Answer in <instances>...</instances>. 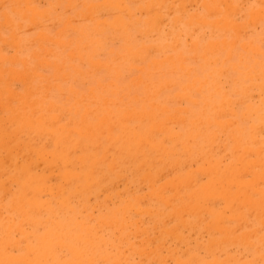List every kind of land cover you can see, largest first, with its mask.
<instances>
[{
    "label": "rangeland",
    "instance_id": "rangeland-1",
    "mask_svg": "<svg viewBox=\"0 0 264 264\" xmlns=\"http://www.w3.org/2000/svg\"><path fill=\"white\" fill-rule=\"evenodd\" d=\"M0 1L3 2V3H0V23L3 22L5 24L4 21H6V22L8 21L7 22L8 25H11V26H8L6 23L7 27H5V25L0 24V36H2V37H0L1 38L0 39V47L2 46V43L4 45L3 48L2 47L0 48V51H1L0 55L1 54L4 55V56L3 55L0 56V62L4 60L2 63H0V68L2 69V70L0 69L1 70L0 74L3 73L0 75L1 76L0 79H2V80H0V83H1L0 85L3 86L6 82L4 80H6L9 77H12L10 79H7V85L8 86L10 85L9 87L11 89L8 86H5L6 84L2 87L3 89L0 86V91H1L0 92V100H2V101H0V106H1L0 107V115L3 117V119H6L11 115V113H13L14 111H17V109L19 108L18 106L21 105L19 102V100L22 99V97H23L21 95L27 94L24 91H26V92L29 91L30 90L29 88H31V90H32V91H30L31 93L30 92L28 93V94H31L30 98L41 101V102L37 101L39 106H38V108H34V111H31V113L27 112V110L30 111L29 108H26V110L25 109L23 110V114H21V118H20V120H18V122L21 124V129H22L21 131H18L17 133H15L16 124H14V125L12 124L11 126H9L10 124H8L6 126L8 128L3 127L4 132L0 127V145H1L0 146V151H1L0 152V174L1 173L3 174V175L2 174L0 175L1 176L0 179L7 182V183H5V182L2 183V181L0 180L1 181L0 187L2 186L0 188V196H1V198H0V211H1L0 212V230L2 229L0 231V244L3 240L2 246H0V250L3 253H0V257L2 256L4 258V259H2V257H1L0 262H3V260H4V261H6L5 264H9L10 261L8 262V260L9 259L14 260L13 258L16 256L17 258H20V259H17L15 257V259L19 262V264H22L24 261L28 262V263L24 262L23 264H31L34 262V259H36L38 256H43V252L42 253L38 252L40 250L38 248H40L41 245L50 241L52 244L51 248L46 247V246L49 247L50 242H49V244L43 245L44 249L46 251L45 253L47 254L46 258H47L48 264H71L70 262H73V260L76 259L75 257L78 258V255H80L81 253L83 254V255L81 254L79 257L81 262L78 261L79 259H77L73 262V264H157V263L158 264H216L218 262H219V264H244V263L245 264H250V263L251 264H264V245H263L264 244V213H263L264 208H262V207H264V203H263L264 201H262L264 198V192H263L264 191V181H263L264 176L262 178V175H264V173H262V172H264V169H262V168H264V166H263V164H264V140H263L264 139V127L262 128V125H264V95H263L264 94V85H263L264 84L263 83L264 82V39H262V38H264V17H263L264 16V13H263L264 12V1L263 0H262L263 2L261 0H257V2H256V0H219L218 5H217V0L216 1L215 0H196V1H194V0H188V1H186V0H147V1L146 0H134V1L133 0H120V2L118 0L117 1L116 0H111V1H109V0H105V1L104 0H73V1L72 0H41V1H39V0H19V1L15 0V1H18V3L17 2L15 3L14 0H12V1L11 0H0ZM26 1H28V2H26ZM122 1H123V3H122ZM145 1H146V3H145ZM193 1H194V4H193ZM204 1H208V2H204ZM25 3H29V4L27 5ZM151 3H152V5H151ZM153 3L155 4L154 6H153ZM170 3H173V5ZM190 3H191V5H190ZM213 3H215V4H213ZM72 4H73V6H71ZM90 4H93L94 6L92 5L93 6L92 7ZM98 4H100V8H102V9L99 8ZM209 4L210 5L213 4V5L209 6ZM227 4L228 5L231 4V6L230 5L227 6ZM68 5H70V6H68ZM89 5H90V7H89ZM108 5H110V7ZM170 5H172V6H170ZM179 5L182 7H180ZM187 5H188V7H186ZM234 5H236V6H234ZM22 6H24V8ZM112 6H114V8ZM136 6H138V10H137ZM111 7L113 8V10ZM120 7H121V9H120ZM224 7H225V9H224ZM233 7L234 8L236 7L238 10H236V8L233 9ZM22 8L24 10L25 9L26 10L23 12ZM47 8L49 11L45 10ZM88 8H90V10ZM93 8L96 9V10L94 9L95 10L94 13L92 12ZM107 8H109V9H107ZM154 8H156V9H154ZM167 8H168V10H167ZM230 8H232V11ZM259 8L262 9L263 11L260 10ZM20 9L22 11H20ZM143 9L146 12H148L147 9H150L149 13L144 12ZM214 9L216 10L215 12L219 11V9H220V12H217L216 14L214 11L209 12V11L214 10ZM40 10H42V12ZM122 10H123V12H122ZM169 10H170V12H169ZM1 11H2V13H1ZM118 11H119V14L117 13ZM167 11H168V13H167ZM18 12L21 13V16ZM43 12L45 13L47 18L44 17L45 15L43 14ZM87 12H91V13H88V15H87ZM227 12L229 14H227ZM253 12H254V14H253ZM4 13L7 14L6 15L7 19L9 18L8 20H6V18L4 19V17H5ZM22 13H25L26 15H24ZM41 13L43 16L41 15ZM80 13L83 15H81ZM113 13H115V14H113ZM27 14H28V16H27ZM91 14H92V16H91ZM222 14H225L226 16L224 15L222 17ZM32 15L34 17V20H32L33 19ZM112 15H113V17H112ZM173 15H174V17H173ZM179 15H181V17ZM23 16H24V18H22ZM68 16L70 17L69 19L67 18ZM88 16H90V17H88ZM146 16H147V18H145ZM178 16L180 19L178 18ZM260 16H261V18H260ZM29 17H30V20H29ZM80 17H82V18L80 19ZM72 18H74L75 20H73ZM148 18H149V20H148ZM172 18L174 19V21ZM218 18H220V19H218ZM104 19H105V21H103ZM161 19H162V21H166V22L160 21ZM213 19H214V21H213ZM228 19L231 21L232 25L236 24L239 26H237V27L233 26L232 27V25L230 24V21ZM36 20H38V21H36ZM64 20L65 21L68 20L67 21L68 25ZM128 20L133 21V22L130 21L131 25H129ZM189 20H190V22H189ZM217 20H219V21H217ZM226 20L229 21L228 23H229V25H231V27L226 23ZM232 20H234L235 22ZM144 21L146 24L144 23ZM146 21H148V22H146ZM191 21H193L194 24ZM206 21H208V22H206ZM221 21H222L223 27L219 26ZM242 21H244V22H242ZM31 22L34 25H32ZM50 22H52V23H50ZM69 22H70V24H69ZM103 22H104V24H103ZM106 22L108 23L109 26L107 24H105ZM119 22H120V24H119ZM156 22H158V23H156ZM198 22L199 23L203 22V23L199 24ZM251 22H254V23H251ZM17 23H20V25ZM98 23H100V24H98ZM215 23L219 27L217 25H215ZM241 23H244L243 27H242ZM28 24H29L30 28L27 27ZM38 24H41V25H38ZM126 24L129 26H127ZM66 25L68 27L69 26L70 27L67 28ZM103 25H104V27H103ZM124 25H126V26H124ZM148 25L151 27H148ZM153 25H154V27H157L158 25L159 26L157 27V29H155L153 27ZM212 25H213V27H212ZM193 26L195 27V30H194ZM71 27H72V29H71ZM91 27H92V29H91ZM117 27H119L120 29ZM136 27H137V29H136ZM239 27L245 28V30L242 31L243 29H241ZM101 28H103V30H101ZM115 28H116V30H115ZM125 28H126L127 33L129 35H127ZM138 28H140L139 31H138ZM143 28L145 29V31ZM60 29H61L62 33L58 34L59 33L58 30L60 31ZM63 30L65 31V34H64ZM140 30H141V32H140ZM148 31H149V33H148ZM236 31H238L239 33ZM15 32H16V34H15ZM11 36H13V37L15 36V37L12 39ZM122 36H124V37H122ZM35 37L38 39H35ZM50 37H51V39L49 40L48 38H50ZM259 37H262V38L260 39ZM4 38L7 39V41L6 40L2 41V39H4ZM53 38H54V41H53ZM92 38L95 41L97 40L98 42L97 41L94 42V40ZM106 38L107 39L110 38V39L105 40ZM172 38H174V39H172ZM222 39H223L224 44L221 42ZM13 40L16 41V44L12 43ZM37 40L39 41L40 44L38 43ZM43 40H44V42H43ZM111 40H113V41H111ZM173 40L174 41L177 40V42H174ZM210 40H211V42H209ZM230 40H232V41H230ZM9 41H11L10 44H9ZM62 41L64 43H62ZM68 41H70V42H68ZM6 42H7V44H6ZM99 42L102 46H100V44H99V46L95 47V45H97ZM207 42H208V44H206ZM231 42L232 43L235 42V43L232 44ZM59 43L61 44V46ZM249 43H251V44H249ZM12 44L17 45L19 49H17L16 48L17 46H15V45H14L15 47L12 46ZM75 44H77V45H75ZM147 44L148 45L152 44L151 46L154 45L156 47L153 48V51H150V49L152 50V47L151 46L147 47L148 46ZM187 44H190V46L189 45L187 46ZM194 44H196V46H194V48L196 47L195 49L192 48ZM247 44L249 45V47ZM163 45H166V46H163ZM175 45H177V46L175 47ZM222 45H224V47H222ZM242 45L244 46V48L242 47ZM76 46H77V48H76ZM122 46H124V47L122 48ZM136 46H137V48H136ZM142 46H143V48H142ZM127 47H129V48H127ZM157 47H159L158 50H157ZM205 47H206V49L203 50ZM207 47H209V48H207ZM254 47H256V48H254ZM170 48H172V49H170ZM253 48H254V52L252 51ZM125 49L128 51H126ZM209 49H213V50L209 51ZM214 49L216 51H214ZM256 49L259 52H257ZM48 50L51 53L48 52ZM73 50H74V52H73ZM77 50H79V51H77ZM124 50H125V52H124ZM142 50H144V51H142ZM206 50H208L209 52H207ZM43 51H45L46 54L43 53ZM69 51H71V52H69ZM255 51H256V53H255ZM126 52L128 53V55L130 54V57L128 55H125V54H127ZM139 52H141L140 55H139ZM10 53H12V54H10ZM32 53H34L35 55ZM67 53L69 55H67ZM80 53H82V54H80ZM9 54L12 55L10 58L13 60H11L9 58V56H10ZM14 54H16V55H14ZM30 54H32L33 56ZM88 54H90V55H88ZM119 54L121 55V57ZM37 55H38V57L36 59ZM73 55H75V57ZM142 55H143V57H142ZM177 55H179V56H177ZM192 55L193 56L195 55V58L192 57ZM14 56H17L18 58L15 57L16 58L15 59ZM71 56H73V58H71ZM87 56H90V57H87ZM124 56H126L127 58ZM133 56H135L136 58L134 59ZM181 56L185 60H182ZM32 57H34V58H32ZM139 57L141 59L145 57V59L140 60ZM163 57H166V58H163ZM24 58H25V60H24ZM128 58H130V60H128ZM137 58H139V60ZM176 58H178L179 60ZM180 58L182 61L180 60ZM80 59H82V60H80ZM254 59H255V61H254ZM9 60H11L10 62H12V63H10ZM16 60H18V61H16ZM151 60H152V62H151ZM171 60L173 62H171ZM213 60H215V61H213ZM14 61H16V62H14ZM42 61H44V62H42ZM155 61H157V62H155ZM160 61H162V62H160ZM210 61H212V63H210ZM34 62H37L36 65H38L37 67L35 66L36 71L34 69H31L32 67H34ZM103 62H104V64H103ZM105 62H107V63H105ZM42 63H44V64L46 63V64L44 65ZM55 63L57 65L59 64L61 70H59V68H58L59 66H57V65L55 66ZM158 63H159V65H158ZM233 63H234V65H232ZM52 64H54V65H52ZM92 64L95 66H93ZM180 65H182L181 67H183V68H181ZM53 66H55V67H53ZM105 66H107V67H105ZM154 66L156 68H154ZM218 66H219V68H218ZM25 68H26V71H25ZM220 68H222L223 70ZM13 69L16 70V74L13 73L14 72ZM75 69H77V71ZM224 69H226V70H224ZM17 70H19L20 73H18ZM219 70H220V72H219ZM256 70H258V72H256ZM23 71L25 73L30 72L29 75L27 74L28 75L27 76V83L25 82V84L23 82V81H26L25 79L23 80L21 78H18V76H20V75H26ZM186 71H187V73H186ZM247 71H249V72H247ZM21 72H23V74H21ZM31 72H34V73H31ZM54 72L56 73L55 75H54ZM58 72H61L62 74L58 73ZM222 72H225V73L223 74ZM60 74H61V76H59ZM258 74L259 75L262 74L263 76L262 75L258 76ZM6 75H8V76L6 77ZM30 75H37V76H33V78H32V77H29ZM38 75H41V76H38ZM15 76H17V77L14 78ZM53 76H55V77H53ZM256 76H258V78ZM64 77H67V78H64ZM135 78H136V80H135ZM138 78L141 81H138L137 80ZM28 79L30 82L28 81ZM10 80L13 81L12 84H8V82L11 83ZM131 81H132V83H131ZM134 81L135 82L137 81V83L135 84ZM250 81L253 83V86H252V83H250ZM158 82H160V83H158ZM163 82H165V83L169 82L168 83L169 85L170 84H174V85L169 86L168 84H166L167 85V87H166V85H163ZM204 82H206V83H204ZM215 82H216V84H215ZM185 83H187L189 85L187 86V84H185ZM44 84H47V85L45 86ZM184 84H185V86H184ZM247 84H249V85L251 84L250 87H247L248 86ZM256 84H257V86H256ZM260 84L263 86H261ZM26 85H27V88L25 90L24 88L26 87ZM48 85H50L51 87H48ZM223 85L224 86L226 85V86L224 87ZM43 86L47 87L48 90H46V88H44ZM161 86L162 87L164 86V88H162ZM198 86H199V90H198ZM12 87H15V88H13V90H12ZM144 87H146V88H144ZM187 87L190 88V90ZM214 87H216L218 89L215 91ZM260 87H262V89ZM158 88L159 89L162 88V89L158 90ZM245 88H246V90H244ZM9 89L12 91L10 92ZM69 89H71V90H69ZM34 90L37 93H35ZM45 90L47 91V93ZM146 90H148V91H146ZM154 90L155 91L158 90V91L155 92ZM15 91L21 97V98L19 97L20 99L17 98L18 95L16 94ZM222 91H224V92H222ZM241 91L243 93H241ZM245 91L248 93H251V95L249 94L247 96ZM12 92H13V95H11ZM144 92H145V94H144ZM176 92H177V94H176ZM186 92H189V93H186ZM60 93H63V94H60ZM82 93H84V94H82ZM92 93H94V94H92ZM150 93L153 94V97L149 96ZM210 93H211V95H210ZM223 93L225 94L224 96H222ZM5 94H7V96ZM44 94L45 95L47 94V96H45ZM89 94H90V96L93 95L94 98L93 97L88 98L87 96ZM154 94H156V95H154ZM1 95L3 97H1ZM81 95H83V96H81ZM136 95L138 98H136ZM143 95H146L145 98H147V99H145ZM180 95L183 96L182 100H178L179 99L178 96H180ZM12 96H16V97L13 98ZM141 96H142V98L145 99V101H144V99L140 98ZM7 97L10 100H8ZM41 97L43 100H41ZM177 97H178V99H177ZM186 97H188V98H186ZM102 98L103 99L106 98L108 101H106L104 99L105 100V103H104V102H102V101H104ZM171 98H173V100ZM180 98H182V97H180ZM227 98H228V100L233 99L232 101H230V104L228 103V105H227V102H228ZM6 99L8 101H7V103H4L6 101ZM75 99H77L79 102L78 103L75 102L76 101ZM175 99H177V100H175ZM244 99H246V100H244ZM48 100H50V101H48ZM148 100L149 101L151 100V101L149 102ZM192 100H193V104H192ZM219 100H220V102H219ZM223 100H224L225 104H224ZM236 100H242V102L241 101L236 102ZM87 101H89V102H87ZM113 101H116V102H113ZM178 101H179V103H178ZM190 101H191V103H190ZM9 103H10L9 106H11V105L13 106L12 109H10L11 107L7 106ZM48 103L52 104L54 107L52 105L47 106V105H49ZM96 103H98L99 109L97 108ZM107 103H109V104H107ZM110 103H112V104H110ZM152 103H155V104H152ZM157 103H158V105H157ZM214 103L216 104V106L217 105L218 106L214 107V105H215ZM248 103L251 105H249ZM74 104H75V107H74ZM247 104L249 106H247ZM15 105L17 107H15ZM57 105H59V106L56 108ZM68 105H70L69 108L67 107ZM156 105L158 108H156ZM230 105L233 107H231ZM63 106H65V107H63ZM131 106H133V107H131ZM154 106H155V108H153ZM160 106H162V107H160ZM2 107H4V111H3ZM7 107H9V109ZM89 107H91L92 109H89ZM93 107L97 109V110L95 109L97 112L94 111L95 112L94 115L93 114H87V112L93 113V112H91L92 110H94ZM104 107H106V108H104ZM142 107H144V109ZM176 107H179L182 111L179 109H176ZM212 107H214L216 110ZM230 107H231V109L232 108L233 109L231 110L232 112H230V114H229ZM59 108H60V110H59ZM100 108H102V109L100 110ZM109 108H110V110H109ZM160 108H161V110H160ZM182 108L184 110L185 109L186 110L184 111ZM252 108L253 109L255 108V109L253 110ZM13 109H14V111H12ZM62 109H63V112H62ZM119 109H121V114H120V112H118ZM157 109H159V110H157ZM221 109H223V110L221 111ZM36 110L39 112L37 113ZM102 110H104V111H102ZM139 110L143 113L139 112ZM148 110H150V111H148ZM163 110H166V111H163ZM41 111L44 112V115H43V112H41ZM100 111H101V114H100ZM151 111L153 114L155 113V115H153L151 113ZM153 111H155V112H153ZM202 111H203V113H202ZM213 111L215 112L214 114H213ZM218 111H220V112H218ZM244 111H247V112L243 113ZM250 111L251 112L253 111V112L251 113ZM24 112H26V113H24ZM58 112H60V113L62 112V113L60 114ZM115 112L117 113L118 116L115 115L116 117L114 118V116H113L114 114H112V113H115ZM146 112H148L149 115L146 114ZM161 112H163V113H161ZM223 112H226V114ZM45 113H47V114H45ZM131 113L134 115L133 117H130ZM178 113L182 114V115H179ZM221 113L223 114V116L219 117V114L221 115ZM58 114H59V116H58ZM104 114H105V116H104ZM145 114H146V117H145ZM150 114H152V115H150ZM164 114H167L168 117ZM172 114H174L175 116ZM190 114H191V116H190ZM7 115H9V116H7ZM61 115H62V117H61ZM138 115L141 116V119H139L140 117L138 118ZM142 115L144 116L143 118H142ZM169 115H171V116L169 117ZM213 115H215V116H213ZM257 115H258V117H257ZM261 115H262V117H261ZM1 116H0V118H1ZM24 116H28V119H29V117H32V116L34 117V119H39V120L41 119L44 121V123H46V126H43V128L39 129V133H37L36 136H35V134H28L29 131H27V130L24 131V129H28V128H26L27 118ZM172 116H174L173 117L174 120L171 119ZM180 116L182 117L183 120L180 118ZM95 117H96V119H95ZM124 117H126V118H124ZM147 117H148V119H150V121L147 119ZM164 117H165V119L170 118V120L166 121L164 119V121H163ZM198 117H199V119H198ZM215 117H217L218 121L215 120L216 119ZM127 118H128V121L126 120ZM160 118H162L161 121H158ZM226 118H230V119L226 120ZM78 119H79V121H78ZM123 119H125V120H123ZM192 119H195V120L192 121ZM206 119L209 121H207ZM76 120L78 121L77 122L78 124L75 122ZM178 120H181V121H178ZM229 120H230V122H232L231 125H230ZM235 120H236V122H235ZM57 121H59V122H57ZM200 121L201 122L203 121V122L200 123ZM226 121H227V123L229 122L228 123L229 125L226 123ZM102 122H103V124H102ZM118 122H119V124H118L119 126H117ZM219 122L223 123V124H220ZM233 122H235V123H233ZM250 123H252V124H250ZM260 123H262V124H260ZM81 124H82V126H81ZM111 124L112 125L116 124V126L113 127ZM157 124H159V125H157ZM165 124H166V126H165ZM253 124H255V126L258 124L257 129H255V126ZM101 125H103V126L106 125V126H104L105 129H103L104 127L99 128ZM120 125H122L124 127H127V125H128L130 130H127V132H126L125 129H127V128H123L122 126H121V128H119ZM154 125H155V127H154ZM250 125L253 127H251ZM85 126H88L89 128L91 127L90 131L94 133V136L91 135V133L89 131L86 132L85 131L86 129L85 130L83 129ZM167 128H168V130H167ZM252 128L257 130L258 132L257 133L254 132L252 134V131H251ZM72 129L74 131V134L72 132H71L72 134L69 133L70 131H72ZM110 129H112V130H110ZM131 129H133V130L135 129L134 130L135 132ZM162 129H165V131ZM220 129H222L224 132H222V130H220ZM101 130H103L104 132H101ZM124 130H125V133H128V134H130V132H131L132 138H136L134 148H133L134 142L131 143L129 145V149H127L125 146L121 145L120 141H117L113 138H112V140L110 138H107V137H110L113 135L112 137L118 139V137H120L122 134H124V132H123ZM149 130L153 131L151 133L153 135H151V134L147 135L149 132H151ZM255 130H253V131H255ZM8 131H10V132H8ZM54 131H57L59 133L61 132L62 135H65V134L70 135L71 136L70 142L72 141L71 143L68 142V143H70V145H68L66 142L65 145H63V146L58 145V148H56L57 146L53 141V132ZM121 131H122V134H120ZM128 131H130V132H128ZM111 132H112V134H111ZM176 132H178L180 135H176V134H178ZM12 133L14 136L11 135ZM25 133L27 134V136ZM77 133H79V134H77ZM167 133H168V135H165ZM187 133L191 134L192 136L186 135ZM214 133H216V135ZM20 134H23V135H20ZM43 134L44 135L46 134V135L44 136ZM142 134H144V135H142ZM8 135H10L8 137L11 140V142L9 141L10 143L7 140ZM32 135H34V136H32ZM47 135H50V136H47ZM97 135L99 136V138ZM103 135H106L107 137L103 136ZM172 135H176V136H172ZM15 136H16V138H14ZM41 136H43L44 138L43 137L41 138ZM83 136H88L89 138L85 137V139L87 138L85 140ZM147 136H150V138L149 137L147 138ZM151 136H153V137H151ZM166 136H168L169 138ZM80 137H83V138H80ZM203 137L205 138V140L203 139ZM210 137L212 139H209ZM219 137H221V138H219ZM234 137H237L240 140H238ZM48 138H50V139H48ZM74 138H76V139H74ZM106 138H107V141L105 140ZM87 140H88V142H87ZM103 140H104V142H103ZM114 140L119 142V143L114 142ZM209 140H212L213 142L209 141ZM4 141H6V144H4L5 143ZM38 141H39V143H38ZM176 141H178V142H176ZM255 141L256 142L258 141V142L255 143ZM46 142L48 145L46 144ZM75 142H77V143H75ZM94 142L96 143L95 145H94ZM108 142L111 144H108ZM157 142L160 144H158ZM211 142H212V144H210ZM27 143H28V145H27ZM81 143L83 145L87 144L86 146L88 149L86 147L83 148V145ZM88 143H89V145H88ZM92 143H93V145L91 146L90 144H92ZM140 143H142L144 146L141 145ZM161 143H163V145ZM181 143L183 146L181 145ZM233 143H236V146ZM245 144H247V145H245ZM12 145H13V147H12ZM20 145H22V146L20 147ZM97 145H99V146L96 148ZM147 145H149V146H147ZM233 145H234V147H233ZM257 145H259L258 149L256 148ZM18 146L20 147L19 149H17ZM79 146H81L82 148ZM104 146H105V148H104ZM112 146H114V147H112ZM131 146L134 149V152L137 153V154H135V156L133 155L134 157L131 156L134 153V152L132 153L133 150H132ZM249 146H251V147H249ZM10 147H12L11 148V152L13 151L12 154H10L11 152H9ZM24 147H26L28 149H26V148L24 149ZM107 147H108V149H107ZM116 147H118V148H116ZM120 147L122 149L126 148V153L124 151L125 149L122 150ZM151 147H153V149ZM156 147H157V149H156ZM185 147H187V148H185ZM235 147H237V149H234ZM77 148L79 149V152H78ZM93 148H95V149H93ZM114 148H115V150L117 149V151L119 150L123 153H121V152L116 153L117 151H115ZM130 148L132 151H130ZM221 148H222V150H220ZM245 148H246V150L248 148L251 149L250 150L251 153H250V151H248L249 149L246 151ZM254 148L256 150H254ZM83 149H84V151H83ZM92 149H93V151H92ZM170 149H172V152H170L171 151ZM17 150L18 151L21 150V151L18 152ZM28 150L30 153H28ZM143 150H144V152H143ZM162 150H165V152ZM258 150H261V151L258 152ZM136 151H138V152H136ZM33 152H34V154H33ZM67 152L70 154V156ZM82 152H85V153H82ZM90 152L91 153L94 152L92 156H91ZM130 152L132 154H130ZM139 152L141 154H138ZM158 152L160 153L161 156L159 155ZM188 152H189V155H187ZM243 152H245V153H243ZM7 153H8V158L6 160L5 157H7ZM17 153H19V155ZM72 153H74V154H72ZM86 153H89V154L86 155ZM242 153H243V155H245L247 157H245V156L243 157V155H241ZM157 154H158V156H157L158 159L155 157ZM199 154H201V156H199ZM13 155H15V156H13ZM20 155H22V157L24 155L25 158L24 157L23 158L25 159V161H23V159ZM32 155H33V157H32ZM88 155L90 157H88ZM111 155H113V156H111ZM146 155H148V156H146ZM11 156L13 158H11ZM120 156H122V158H120ZM237 156H240V157L237 158ZM259 156L261 157V159ZM100 157H102V158L104 157V158L103 159L101 158V161H100ZM109 157H110V159H109ZM9 158H10V160H9ZM97 158H98V160H97ZM245 158H248V159L246 160ZM3 159H5V160H3ZM75 159L81 164L76 163ZM107 159H109L110 161H108ZM155 159H157V160H155ZM159 159H161V161ZM173 159H176L177 161L178 160L179 161L177 162ZM216 159H217V161H216ZM249 159L252 161H249ZM243 160L245 163L243 162ZM257 160H259V161L253 163L254 161H257ZM5 161H8V162L4 163ZM33 161H35V162H33ZM115 161H116V163H114L115 164V166H114L113 162H115ZM137 161H139L138 164H137ZM260 161H261V164H260ZM25 162H26V164H25ZM69 162H71V163H69ZM215 162L218 164H216ZM229 162H230V164H229ZM232 162H233V164H232ZM1 163L2 164L4 163V165L1 166ZM10 163H11V165H9ZM13 163H16V164L20 163L21 165L20 164L13 165ZM22 163H23V165H22ZM82 163L84 166L82 165ZM206 163H207V165H206ZM258 163L260 165H258ZM33 164H35V165H33ZM50 164L52 166H50ZM64 164L66 166L67 165H70V166L66 167ZM209 164H211V165H209ZM249 164L251 167L246 166ZM7 165H9L10 167ZM63 165H64V167H63ZM75 165H77V166H75ZM145 165H147V166H145ZM218 165H220V166H218ZM229 165H231V166H229ZM32 166H34L33 169H32ZM172 166H174V167H172ZM213 166H214V168L218 167V168H216L218 170L216 171V169H214ZM228 166H229V168L232 167L233 170H235V167H237V170L239 172L237 171V173H230L228 171V170H230L228 168ZM6 167H8V168L4 169ZM41 167H43V168H41ZM45 167H46V169H44ZM93 167L95 168V170L93 169ZM108 167L110 169L112 168V170H109ZM226 167L228 168V170L226 169ZM9 168H11V169L9 170ZM15 168H18V169H15ZM99 168H101L102 170ZM186 168L189 171H187ZM246 168L248 171L253 170L254 173L248 172L246 170ZM24 169H26L25 173L22 172V171H24ZM31 169H32V171H31ZM61 169H63V170H61ZM84 169L86 172L84 171ZM97 169L99 170L100 174H98L99 172ZM206 169H207V171H206ZM210 169H212V170H210ZM78 170H80L79 172L81 174L79 172H77ZM223 170H224V175H222ZM256 170H257L256 173H259V171L263 170L262 172H260V174L261 173L262 174L261 175L256 174L255 173ZM17 171H19V172L17 173ZM20 171L22 172L21 176H19L21 174ZM50 171H54V172H50ZM81 171H84V173ZM117 171H119V172H117ZM136 171H138V173ZM208 171H210L211 173H208ZM214 171H215V173H214ZM59 172H61V173H59ZM158 172L160 174H158ZM245 172H247V173H245ZM9 173H11V174H9ZM187 173H189V174H187ZM24 174H26V175H24ZM79 174L82 175L80 178H79ZM191 174H192V176H191ZM215 174H216V176H215ZM226 174L227 175L229 174L228 177H226ZM12 175L14 176V178L8 177V176H12ZM57 175H58V178H57ZM70 175H72V176H70ZM73 175H75L76 177H74ZM92 175L94 176V178L92 177ZM100 175H101V178H99ZM104 175H105V177H103ZM117 175H119V176H117ZM153 175H155V176L157 175V177H154ZM212 175H213V177H211ZM251 175H253L254 177H251ZM158 176H161V177L159 178ZM185 176H186V178H185ZM187 176H190V177H187ZM18 177L21 180L17 182ZM191 177H192V179H191ZM207 177H209L211 180ZM221 177H223V178H221ZM224 177H226V178H224ZM15 178H17V179L15 180ZM53 178H57V179L53 180ZM73 178L76 180V181L74 180L75 182L73 181ZM139 178H141V179H139ZM153 178H154V180H152ZM188 178H190L189 182L186 181ZM213 178H215V179H213ZM148 179L149 180L151 179L150 182ZM168 179L170 180V182ZM13 180H15V181H13ZM115 180H117V183ZM179 180H182V183H183V180H185L184 182H186V183L188 182V183H187V185H186V183H183L181 185L180 184L181 181H179ZM213 180H214V183H212ZM219 180L222 183L219 182V184H218ZM251 180H254L255 182L252 183ZM257 180H258V183L256 182ZM32 181H33V183H32ZM49 181H52V183ZM92 181L94 184L92 183ZM95 181H97V182L99 181V183H97ZM224 181H225V183H223ZM65 182H67L68 185ZM140 182H142V184ZM193 182H194V185L192 184ZM208 182H210V183H208ZM216 182H217V184H216ZM234 182L237 184H234ZM249 182H250V184H253V185L252 186L250 184L245 185V184H248ZM75 183H80V184H75ZM115 183L118 185H115ZM163 183L165 185V188L163 187L164 186ZM228 183L230 186L228 185ZM242 183H244V184L242 185L241 189L239 187H237L239 185L241 187ZM36 184H38V186L41 184V186L38 187V186H36ZM46 184H47V186H46ZM106 184H108V185H106ZM159 184L161 185V188L158 187ZM169 184L170 185L173 184V185H171L172 187ZM178 184H180V185L178 186ZM4 185H5V187L7 186V190L4 189ZM76 185H79L80 188H76V187H79ZM151 185H152V187H151ZM212 185H215V186L211 187ZM221 185L223 186V188H221L222 187ZM42 186H44L46 189L45 188L42 189ZM87 186H90V187H88V189H87L86 188ZM110 186H111V188H110ZM115 186L116 187L118 186V187L116 188ZM200 186H201V188L197 189ZM208 186H209V188H207ZM8 187H10V188H8ZM52 187H53V189H52ZM63 187H65L64 188L65 190H62ZM83 187L86 190H82ZM192 187H196V190H200V192L194 190L195 188L193 189ZM251 187H252V190L249 189ZM255 187H256V190H258V191H256L254 189ZM158 188H160V189H158ZM171 188H172V190H171ZM202 188H205L206 191H205V189H202ZM10 189H12L15 192H13ZM20 189H21V191H20ZM107 189H108V191H106ZM163 189H164V191H162ZM242 189L245 191H243ZM28 190L29 191L31 190V191H30V193H28L26 195L25 192H27ZM78 190L82 191V192H78ZM160 190H161V192H159ZM239 190H242L241 193H239ZM87 191H88V193H87ZM98 191H99V193H97ZM176 191H178V192H176ZM5 192H9V193H5ZM72 192H74V194H72ZM100 192H101V194H100ZM116 192H118V193L116 194ZM122 192H123V194H122ZM144 192L147 194L145 195ZM198 192L202 193V194H199ZM249 192H252V193H250L252 196L249 197L251 200L249 199L248 200L249 202H247V201H245L246 199L244 198V196L247 195ZM261 192H263V194ZM23 193H24V195H23ZM119 193H120V195L118 196ZM174 193H178L179 195L175 194V197H173ZM194 193H196V194H194ZM224 193H226V194H224ZM242 193H244V196H242ZM13 194L16 198L13 196ZM19 194H20V196H19ZM141 194H142V196H143V194L145 196V197H142V199H140ZM198 194H199V197H196V196H198ZM232 194H234V195H232ZM237 194H239V195H237ZM17 195L19 197H17ZM138 195H140V196L138 197ZM159 195L163 196V198H165V199H162V197H160ZM190 195H192V197ZM201 195H202V198H200ZM216 195L218 197H221V199L216 197ZM225 195H226V197H224ZM227 195H228L229 199H228ZM2 196H3V198H2ZM110 196H111V198H109ZM122 196H124V197H122ZM136 196H137V198H136ZM193 196H195V197H193ZM43 197H45V198H43ZM68 197L70 200L68 199ZM105 197H108L110 200L107 198L105 199ZM252 197L254 198V202H257V203H255V204L253 203ZM10 198H12V200ZM14 198L15 199L21 198L20 200L23 199L25 201V203L22 204V207H21V201L17 199L20 202V205H19V202L16 200H15L16 203L14 204V203H12V202H14ZM57 198H59V199H57ZM143 198H144V200H143ZM145 198H147L148 200ZM237 198H239V201ZM258 198H259V200H258ZM195 199H198V201ZM199 199H200V202L202 201L201 203L199 202ZM217 199H219V200H217ZM64 200H65V202L67 200V202L69 203L68 204L66 202V204H68L69 208L66 207ZM107 200H109L111 204ZM134 200L137 202H135ZM214 200H216V201H214ZM169 201H170V203H169ZM196 201L199 202L200 204H198ZM258 201L260 202V204L258 203ZM1 202H2V204H1ZM142 202H143V204H141ZM188 202H190L191 206L194 204L192 206L193 209H191V210H195V208H196L197 209L196 211L197 212L199 211V212L198 213H196V211H194L195 213L193 211H192V213L189 212L190 209L188 210V208L190 207V204H188ZM17 203H18V206H17ZM128 203H130V204H128ZM241 203H242V205H241ZM243 203H244V205H243ZM12 204H14V205H12ZM39 204H40V206H39ZM62 204H64L65 206ZM83 204L86 205L84 208H83V206H84ZM183 204H184V206H182ZM187 204L189 205V207L185 206ZM208 204L211 207H209ZM261 204H262V206H261ZM30 205H31V207H28ZM32 205L33 206L35 205L34 207H36V208L32 207ZM108 205H109V207H108ZM172 205H174V206H172ZM195 205H197V206H195ZM226 205H227V207H226ZM230 205L233 207H231ZM237 205L239 208L237 207ZM10 206L11 207L15 206L16 208L10 209L11 208ZM59 206H60V208H59ZM122 206H124V210L122 209L123 208ZM130 206H132V207H130ZM138 206L140 208H138ZM177 206H178V209H177ZM38 207H41V208H38ZM43 207L46 208V210L45 209L42 210ZM56 207L58 208V210H56L57 209ZM125 207H128V208H125ZM184 207H186V208H184ZM204 207L205 208L207 207V210ZM253 207H254V209H253ZM258 207H261L262 213L260 212V208H258ZM31 208H33L32 211H28L29 209L31 210ZM70 208H72V209L70 210ZM82 208H83V210H81ZM116 208H118V210ZM133 208H136V209H133ZM200 208H202L203 210L202 209L200 210ZM36 209H40L42 211L36 210ZM84 209H85V211H84ZM137 209H138V211H137ZM139 209H141V210H139ZM210 209H212V210L210 211ZM20 210H21V213H19ZM22 210H24V211H22ZM122 210L125 211V213ZM175 210H177V211H175ZM179 210H180V212H179ZM187 210H188V212H187ZM34 211H35V214H32V213H34ZM38 211H40V212H38ZM139 211H141V212H139ZM148 211H150V212H148ZM247 211H249L248 214H247ZM258 211H259V214H258ZM29 212H32V213L29 214ZM36 212L40 213V214H37ZM161 212H162V214H161ZM182 212L184 215L182 214ZM128 213H130V214H128ZM171 213H172V215H171ZM180 213H181V215H180ZM231 213H234V215ZM242 213H243V215H242ZM51 214H55V215L53 216ZM126 214L129 215V217H125V216H127ZM178 215H180V216H178ZM231 215H233V216L231 217ZM11 216H13V217H11ZM21 216H23L24 219ZM216 216L219 218H217ZM237 216H238V218H237ZM241 216H243L245 218H243ZM34 217L37 219V221L34 219ZM53 217H55V218H53ZM227 217H229V219ZM201 218H202V220H201ZM261 218H263V219H261ZM55 219L57 220V222L55 221ZM185 219H186V222L184 221ZM242 219H244V220H242ZM17 220H19V221L17 222ZM20 220H21V222H20ZM27 220H28V222H27ZM140 220H143V221H140ZM167 220H169V221H167ZM211 220H212V222H209ZM11 221H13V223H11ZM40 221H41V223H40ZM126 221H128V222H126ZM55 222L58 224V228L61 227V229L56 230L54 228L55 226L52 223L55 224ZM100 222H102V223H100ZM182 222H184V223H182ZM218 222H220L219 225H217ZM221 222L222 223L224 222L223 223L224 225ZM5 223H7L8 225ZM119 223H122V224H119ZM208 223L214 224V225L216 223L217 224L215 225L216 227L214 225H213L214 226L213 227L210 224L208 225ZM10 224L13 228L10 226ZM109 224H111V225H109ZM184 224H186L188 229L185 228L186 226ZM36 225L39 227H37ZM138 225H140L141 227ZM236 225L238 227H236ZM49 226H51V227L49 228ZM85 226H88V229ZM174 226H177V227H174ZM217 227H224V228H217ZM225 227L226 228L228 227V228L226 229ZM232 227L236 228V229L238 228V229L236 230V229H233ZM131 228H132V230H131ZM7 229H10V232L6 233ZM11 229H13V230H11ZM255 229H257L258 231ZM4 230H6V231H4ZM18 230L19 231L22 230L23 232L22 231L19 232ZM55 230L58 231V233L60 235L58 233L55 234V232H56ZM142 230H144L146 232L143 233L144 231L142 232ZM172 230H174V231L172 232ZM230 230H233V231H230ZM29 231H30V233H29ZM97 231H99V232H97ZM137 231H141L142 233L137 232ZM147 231L149 234H147ZM213 231H214V233H212ZM226 231H227V233H226ZM249 231H250V233H249ZM251 232H252V234H251ZM46 233H47V235H46ZM43 234H45V235L43 236ZM53 234H55V236ZM94 234L96 235L97 238L94 236ZM176 234L179 236L181 235L180 238H179V236L177 237ZM245 234H246V236H245ZM61 235H63L64 237H61ZM78 235L80 236L81 239H78L79 238ZM86 235H89L90 240L92 239V241H90L88 239L89 237ZM229 237H231V238H229ZM43 238L46 240H43ZM94 238H96V239H94ZM215 239H216V241H215ZM5 240H8V241H5ZM78 240L80 242H78ZM152 240H155V241H152ZM246 240L249 244L245 243ZM249 240L251 242H249ZM25 241H26V243H25ZM58 241L60 244L58 243ZM100 241H102V242L104 241L102 243V245H101V243H99ZM6 242L8 244V247H7ZM13 242H15V243L13 244ZM90 242H92V244ZM61 243H62V245L67 246V247H63L61 245ZM80 243L83 244L85 247L83 245H81ZM211 243H212V245H211ZM218 243H220V244H218ZM96 244H100L101 246L96 245ZM61 246H62V248H61ZM80 246H83V247H80ZM88 246H92V247L88 248ZM185 246H186V248H185ZM12 247L14 249H12ZM27 247H29L30 249ZM70 247H71V249H70ZM34 249H36V250H34ZM37 249H38V251H37ZM50 249L57 254L51 252ZM55 249L58 251H56ZM77 249L80 250V254H78L79 252L77 251ZM81 249L84 250V252H82ZM183 249H184V251H183ZM5 250H6V252H5ZM69 250L71 253L69 252ZM153 250H154V252H153ZM156 250H159V252L157 253ZM75 251H76V254H78V255H75ZM49 252H51V253H49ZM73 252H74V254H73ZM9 253H11V255H9ZM35 253H37L38 255H35ZM147 253L148 254L150 253V254L147 255ZM33 254H34V256H32ZM108 254H110V255L112 254L110 258L108 256ZM162 254H163V256H162ZM12 255H15V256L13 258H9V257H12ZM51 256L53 258L48 259V257H51ZM57 256H59V258ZM6 257H7V259H5ZM27 257H30L28 259H31L32 261L28 260ZM260 257H261V259H260ZM23 258H25V259H23ZM156 258H158V259H156ZM193 258H194V260H192ZM168 259H170V260H168ZM159 260L160 261L162 260V262H160ZM20 261H22V263ZM41 261H43V260H41ZM114 261H116V262L114 263ZM180 261H181V263H180ZM183 261L185 263H182ZM121 262H123V263H121ZM12 263H14V261H11L10 264H12Z\"/></svg>",
    "mask_w": 264,
    "mask_h": 264
},
{
    "label": "bare ground",
    "instance_id": "bare-ground-1",
    "mask_svg": "<svg viewBox=\"0 0 264 264\" xmlns=\"http://www.w3.org/2000/svg\"><path fill=\"white\" fill-rule=\"evenodd\" d=\"M11 1H12V0H11ZM14 1H15V0H14ZM18 1H19V0H18ZM18 1H15V3H16V2L18 3ZM39 1H41V0H39ZM72 1H73V0H72ZM104 1H105V0H104ZM109 1H111V0H109ZM109 1H108V2H109ZM116 1H117V0H116ZM118 1L120 2V0H118ZM133 1H134V0H133ZM146 1H147V0H146ZM146 1H145V3H146ZM186 1H188V0H186ZM186 1H185V2H186ZM194 1H196V0H194ZM194 1H193V4H194ZM215 1H216V0H215ZM218 1H219V0H217V5H218ZM261 1H262V0H261ZM263 1H264V0H263ZM263 1H262V2H263ZM23 2H24V1H23ZM26 2H28V1H26ZM30 2H31V1H30ZM43 2H44V1H43ZM68 2H69V1H68ZM68 2H67V3H68ZM113 2H114V1H113ZM119 2H118V3H119ZM163 2H164V1H163ZM173 2H174V1H173ZM178 2H179V1H178ZM182 2H183V1H182ZM204 2H208V1H204ZM256 2H257V0H256ZM259 2H260V1H259ZM0 3H3V2L0 1ZM49 3H50V2H49ZM70 3H71V2H70ZM122 3H123V1H122ZM201 3H202V2H201ZM211 3H212V2H211ZM25 4L28 5L29 3H25ZM111 4H112V3H111ZM115 4H116V3H115ZM120 4H121V3H120ZM170 4L173 5V3H170ZM178 4H179V3H178ZM213 4H215V3H213ZM213 4H211V5H213ZM66 5H67V4H66ZM90 5L92 6L93 4H90ZM90 5H89V7H90ZM116 5H117V4H116ZM116 5H115V6H116ZM125 5H126V4H125ZM138 5H139V4H138ZM143 5H144V4H143ZM151 5H152V3H151ZM154 5H155V4L153 3V6H154ZM160 5H161V4H160ZM172 5H170V6H172ZM181 5H182V4H181ZM190 5H191V3H190ZM211 5L209 4V6H211ZM223 5H224V4H223ZM229 5L231 6V4H229ZM229 5L227 4V6H229ZM242 5H243V4H242ZM11 6H12V5H11ZM29 6H30V5H29ZM68 6H70V5H68ZM71 6H73V4H72ZM86 6H87V5H86ZM93 6H94V5H93ZM93 6H92V7H93ZM98 6H99V8H100V4H98ZM102 6H103V5H102ZM108 6L110 7V5H108ZM168 6H169V5H168ZM168 6H167V7H168ZM179 6H180V5H179ZM198 6H199V5H198ZM214 6H215V5H214ZM234 6H236V5H234ZM12 7H13V6H12ZM22 7L24 8V6H22ZM35 7H36V6H35ZM66 7H67V6H66ZM112 7L114 8V6H112ZM112 7H111V8H112ZM116 7H117V6H116ZM127 7H128V6H127ZM136 7H137V10H138V6H136ZM156 7H157V6H156ZM158 7H159V6H158ZM160 7H161V6H160ZM180 7H182V6H180ZM184 7H185V6H184ZM186 7H188V5H187ZM205 7H206V6H205ZM215 7H216V6H215ZM217 7H218V6H217ZM241 7H242V6H241ZM23 8H22V9H23ZM54 8H55V7H54ZM99 8H98V9H99ZM104 8H105V7H104ZM113 8H112V10H113ZM151 8H152V7H151ZM218 8H219V7H218ZM235 8H236V7H235ZM235 8L233 7V9H235ZM11 9H12V8H11ZM30 9H31V8H30ZM55 9H56V8H55ZM88 9L90 10V8H88ZM94 9H95V8L92 9V10H93V11H92L93 13H94V11L96 10V9H95V10H94ZM98 9H97V10H98ZM100 9H102V8H100ZM107 9H109V8H107ZM107 9H106V10H107ZM120 9H121V7H120ZM154 9H156V8H154ZM154 9H153V10H154ZM176 9H177V8H176ZM224 9H225V7H224ZM230 9H231V11H232V8H230ZM259 9H260V8H259ZM25 10H26V9H25ZM25 10L23 9V12H24ZM27 10H28V9H27ZM32 10H33V9H32ZM32 10H31V11H32ZM42 10H43V9H42ZM42 10H40V11L42 12ZM45 10L47 11L48 8L45 9ZM141 10H142V9H141ZM145 10H146V9H145ZM147 10H148V12L144 11V9H143L144 12L149 13V10H150V9H147ZM167 10H168V8H167ZM181 10H182V9H181ZM184 10H185V9H184ZM207 10H208V9H207ZM236 10H238V9L236 8ZM255 10H256V9H255ZM260 10H262V9H260ZM20 11H22V10L20 9ZM48 11H49V10H48ZM86 11H87V10H86ZM134 11H135V10H134ZM213 11L215 12L216 10L214 9V10H211V11H209V12H213ZM225 11H226V10H225ZM227 11H228V10H227ZM262 11H263V10H262ZM32 12H33V11H32ZM113 12H114V11H113ZM122 12H123V10H122ZM131 12H132V11H131ZM169 12H170V10H169ZM181 12H182V11H181ZM217 12H220V9H219V11H217ZM217 12H215V14H216ZM228 12H229V11H228ZM228 12H227V14L230 13V12H229V13H228ZM233 12H234V11H233ZM249 12H250V11H249ZM1 13H2V11H1ZM18 13H19V12H18ZM30 13H31V12H30ZM82 13H83V12H82ZM88 13H91V12H87V15H88ZM117 13L119 14V11H118ZM125 13H126V12H125ZM125 13H124V14H125ZM158 13H159V12H158ZM161 13H162V12H161ZM167 13H168V11H167ZM196 13H197V12H196ZM196 13H195V14H196ZM263 13H264V12H263ZM4 14H5V17H4L2 14H1V15L4 17V19L6 18V20H8L9 18L7 19V16H6L7 14H6V13H4ZM16 14H17V13H16ZM19 14H20V16H21V13H19ZM22 14L26 15L25 13H22ZM43 14L45 15L44 12H43ZM80 14H81V13H80ZM83 14H84V13H83ZM83 14H81V15H83ZM113 14H115V13H113ZM132 14H133V13H132ZM190 14H191V13H190ZM190 14H189V15H190ZM209 14H210V13H209ZM225 14H226V13H225ZM225 14H222V17H223ZM230 14H231V13H230ZM253 14H254V12H253ZM36 15H37V14H36ZM41 15H42V13H41ZM81 15H80V16H81ZM84 15H85V14H84ZM120 15H121V14H120ZM240 15H241V14H240ZM27 16H28V14H27ZM38 16H39V15H38ZM42 16H43V15H42ZM91 16H92V14H91ZM117 16H118V15H117ZM179 16L181 17V15H179ZM179 16H178V18H179ZM190 16H191V15H190ZM194 16H195V15H194ZM197 16H198V15H197ZM202 16H203V15H202ZM225 16H226V15H225ZM227 16H228V15H227ZM39 17H40V16H39ZM44 17H46V15H45ZM83 17H84V16H83ZM88 17H90V16H88ZM112 17H113V15H112ZM163 17H164V16H163ZM173 17H174V15H173ZM191 17H192V16H191ZM220 17H221V16H220ZM263 17H264V16H263ZM22 18H24V16H23ZM27 18H28V17H27ZM32 18H33L32 20H34L33 15H32ZM46 18H47V17H46ZM67 18L69 19L70 17L68 16ZM81 18H82V17H80V19H81ZM105 18H106V17H105ZM145 18H147V16H146ZM151 18H152V17H151ZM176 18H177V17H176ZM194 18H195V17H194ZM227 18H228V17H227ZM260 18H261V16H260ZM38 19H39V18H38ZM57 19H58V18H57ZM72 19L75 20L74 18H72ZM91 19H92V18H91ZM134 19H135V18H134ZM138 19H139V18H138ZM143 19H144V18H143ZM172 19H173V18H172ZM179 19H180V18H179ZM204 19H205V18H204ZM215 19H216V18H215ZM218 19H220V18H218ZM230 19H231V18H230ZM29 20H30V17H29ZM32 20H31V21H32ZM78 20H79V19H78ZM109 20H110V19H109ZM123 20H124V19H123ZM135 20H136V19H135ZM148 20H149V18H148ZM154 20H155V19H154ZM221 20H222V19H221ZM228 20H229V19H228ZM228 20H226V23L229 25L228 22H229L230 20H229V21H228ZM235 20H236V19H235ZM257 20H258V19H257ZM3 21H4V20H3ZM36 21H38V20H36ZM39 21H40V20H39ZM64 21H65V20H64ZM67 21H68V20H67ZM67 21H65V22L67 23ZM70 21H71V20H70ZM103 21H105V19H104ZM128 21H129V20H128ZM130 21H132V20H130ZM130 21H129V25H131V24H130ZM138 21H139V20H138ZM160 21H162V19H161ZM173 21H174V19H173ZM176 21H177V20H176ZM194 21H195V20H194ZM211 21H212V20H211ZM213 21H214V19H213ZM217 21H219V20H217ZM232 21H234V20H232ZM4 22H5V24H4L3 22L0 23V24L5 25V27H7V26H6V23H7L8 21H7V22L4 21ZM32 22H33V21H32ZM32 22H31V24L34 25V24H33L34 22H33V23H32ZM108 22H109V21H108ZM132 22H133V21H132ZM135 22H136V21H135ZM146 22H148V21H146ZM162 22H166V21H162ZM162 22H161V23H162ZM186 22H187V21H186ZM189 22H190V20H189ZM191 22L193 23V21H191ZM206 22H208V21H206ZM209 22H210V21H209ZM234 22H235V21H234ZM242 22H244V21H242ZM256 22H257V21H256ZM9 23H10V22H9ZM40 23H41V22H40ZM50 23H52V22H50ZM94 23H95V22H94ZM125 23H126V22H125ZM144 23H145V21H144ZM156 23H158V22H156ZM161 23H160V24H161ZM187 23H188V22H187ZM198 23H199V22H198ZM201 23H203V22H200L199 24H201ZM239 23H240V22H239ZM248 23H249V22H248ZM251 23H254V22H251ZM17 24L20 25V23H17ZM29 24H30V23H29ZM29 24L27 25L28 28H30ZM41 24H42V23H41ZM41 24H38V25H41ZM63 24H64V23H63ZM69 24H70V22H69ZM95 24H96V23H95ZM98 24H100V23H98ZM103 24H104V22H103ZM105 24L108 25L107 22H106ZM119 24H120V22H119ZM119 24H118V25H119ZM133 24H134V23H133ZM145 24H146V23H145ZM164 24H165V23H164ZM193 24H194V23H193ZM199 24H198V25H199ZM204 24H205V23H204ZM230 24H231V21H230ZM233 24H234V23H233ZM237 24H238V23H237ZM241 24H242V27H243V26H244V25H243L244 23H241ZM245 24H246V23H245ZM7 25H8V23H7ZM67 25H68V23H67ZM67 25H66V26H67ZM126 25H127V24H126ZM126 25H124V26H126ZM129 25H127V26H129ZM154 25H155V24H154ZM154 25H153V27H154ZM156 25H157V24H156ZM173 25H174V24H173ZM175 25H176V24H175ZM198 25H197V26H198ZM213 25H214V24H213ZM213 25H212V27H213ZM215 25H217V24L215 23ZM225 25H226V24H225ZM228 25H227V26H228ZM231 25H232V24H231ZM231 25H229V26L231 27ZM255 25H256V24H255ZM8 26H11V25H8ZM74 26H75V25H74ZM108 26H109V25H108ZM110 26H111V25H110ZM146 26H147V25H146ZM158 26H159V25H158ZM158 26H157V27H158ZM217 26H218V25H217ZM219 26H222V21H221V23H220ZM219 26H218V27H219ZM227 26H226V27H227ZM229 26H228V27H229ZM233 26H236V27H237V26H239V25H236V24H235V25H232V27H233ZM35 27H36V26H35ZM64 27H65V26H64ZM69 27H70V26H69ZM69 27L67 26V28H69ZM75 27H76V26H75ZM103 27H104V25H103ZM112 27H113V26H112ZM148 27H151V26L148 25ZM157 27H154V28L157 29ZM193 27H194V26H193ZM222 27H223V26H222ZM228 27H227V28H228ZM242 27H239V28L243 29L242 31H244L245 28H242ZM73 28H74V27H73ZM81 28H82V27H81ZM117 28H119V27H117ZM191 28H192V27H191ZM12 29H13V28H12ZM41 29H42V28H41ZM41 29H40V30H41ZM64 29H65V28H64ZM71 29H72V27H71ZM76 29H77V28H76ZM76 29H75V30H76ZM91 29H92V27H91ZM93 29H94V28H93ZM97 29H98V28H97ZM99 29H100V28H99ZM119 29H120V28H119ZM136 29H137V27H136ZM139 29H140V28H138V31H139ZM143 29H144V28H143ZM164 29H165V28H164ZM166 29H167V28H166ZM221 29H222V28H221ZM225 29H226V28H225ZM73 30H74V29H73ZM80 30H81V29H80ZM101 30H103V28H101ZM115 30H116V28H115ZM194 30H195V27H194ZM237 30H238V29H237ZM11 31H12V30H11ZM63 31H64V30H63ZM125 31H126V33H127L126 28H125ZM144 31H145V29H144ZM149 31H150V30H149ZM149 31H148V33H149ZM242 31H241V32H242ZM12 32H13V31H12ZM39 32H40V31H39ZM39 32H38V33H39ZM42 32H43V31H42ZM42 32H41V33H42ZM55 32H56V31H55ZM58 32H59L58 34L62 33L61 29H60V31L58 30ZM80 32H81V31H80ZM80 32H79V33H80ZM93 32H94V31H93ZM140 32H141V30H140ZM166 32H167V31H166ZM169 32H170V31H169ZM175 32H176V31H175ZM236 32H238V31H236ZM41 33H40V34H41ZM82 33H83V32H82ZM97 33H98V32H97ZM113 33H114V32H113ZM138 33H139V32H138ZM146 33H147V32H146ZM177 33H178V32H177ZM238 33H239V32H238ZM11 34H12V33H11ZM15 34H16V32H15ZM64 34H65V31H64ZM119 34H120V33H119ZM121 34H122V33H121ZM167 34H168V33H167ZM46 35H47V34H46ZM127 35H129V34L127 33ZM175 35H176V34H175ZM238 35H239V34H238ZM243 35H244V34H243ZM41 36H42V35H41ZM0 37H2V36H0ZM11 37H12V39H13L15 36H14V37L11 36ZM47 37H48V36H47ZM120 37H121V36H120ZM122 37H124V36H122ZM54 38H55V37H54ZM54 38H53V41H54ZM79 38H80V37H79ZM114 38H115V37H114ZM259 38L261 39L262 37H259ZM0 39H1V38H0ZM35 39H38V38L35 37ZM48 39L50 40L51 37L48 38ZM57 39H58V38H57ZM57 39H56V40H57ZM80 39H81V38H80ZM89 39H90V38H89ZM92 39H93V38H92ZM92 39H91V40H92ZM95 39H96V38H95ZM108 39H110V38H108ZM108 39L106 38L105 40H108ZM172 39H174V38H172ZM262 39H264V38H262ZM3 40H6V41H7V39H5V38L2 39V41H3ZM44 40H45V39H44ZM44 40H43V42H44ZM58 40H59V39H58ZM93 40H94V39H93ZM93 40H92V41H93ZM100 40H101V39H100ZM177 40H178V39H177ZM177 40H176V41L173 40V41H174V42H177ZM11 41H12V40H11ZM11 41H9V44H10ZM14 41H15V40H13L12 43H15V44H16V41H15V42H14ZM37 41H38V40H37ZM41 41H42V40H41ZM45 41H46V40H45ZM60 41H61V40H60ZM96 41H97V40H96ZM96 41L94 40V42H96ZM111 41H113V40H111ZM191 41H192V40H191ZM213 41H214V40H213ZM215 41H216V40H215ZM230 41H232V40H230ZM31 42H32V41H31ZM68 42H70V41H68ZM97 42H98V41H97ZM209 42H211V40H210ZM221 42L223 43V39H222ZM235 42H236V41H235ZM235 42H233V43H235ZM38 43H39V41H38ZM41 43H42V42H41ZM62 43H64V42L62 41ZM91 43H92V42H91ZM101 43H102V42H101ZM195 43H196V42H195ZM225 43H226V42H225ZM231 43H232V42H231ZM233 43H232V44H233ZM6 44H7V42H6ZM15 44H14V45H15ZM31 44H32V43H31ZM39 44H40V43H39ZM39 44H38V45H39ZM56 44H57V43H56ZM59 44H60V43H59ZM82 44H83V43H82ZM99 44H100V42H99L97 45H95V47H96V46H99ZM174 44H175V43H174ZM177 44H178V43H177ZM192 44H193V43H192ZM206 44H208V42H207ZM223 44H224V43H223ZM242 44H243V43H242ZM249 44H251V43H249ZM14 45L12 44V46H14ZM75 45H77V44H75ZM85 45H86V44H85ZM147 45H148V44H147ZM151 45H152V44H151ZM151 45H148L147 47H149V46H151ZM172 45H173V44H172ZM188 45L190 46V44H187V46H188ZM216 45H217V44H216ZM247 45H248V44H247ZM3 46H4V45H3V43H2V46H1V47L3 48ZM15 46H17V45H15ZM15 46H14V47H15ZM39 46H40V45H39ZM60 46H61V44H60ZM63 46H64V45H63ZM82 46H83V45H82ZM100 46H102V45L100 44ZM124 46H125V45H124ZM124 46H122V48H123ZM130 46H131V45H130ZM163 46H166V45H163ZM176 46H177V45H175V47H176ZM194 46H196V44L193 45V47H192L193 49L196 48V47L194 48ZM205 46H206V45H205ZM212 46H213V45H212ZM254 46H255V45H254ZM256 46H257V45H256ZM1 47H0V48H1ZM64 47H65V46H64ZM84 47H85V46H84ZM125 47H126V46H125ZM147 47H146V48H147ZM151 47H152V50H151L150 48H149V49H150V51H153V48H155L156 46L153 45V46H151ZM167 47H168V46H167ZM172 47H173V46H172ZM175 47H174V48H175ZM216 47H217V46H216ZM222 47H224V45H222ZM242 47L244 48L243 45H242ZM248 47H249V45H248ZM257 47H258V46H257ZM16 48L19 49L18 46H17ZM76 48H77V46H76ZM82 48H83V47H82ZM127 48H129V47H127ZM136 48H137V46H136ZM142 48H143V46H142ZM158 48H159V47H157V50H158ZM168 48H169V47H168ZM207 48H209V47H207ZM213 48H214V47H213ZM254 48H256V47H254ZM254 48H253V50H252L253 52H254ZM44 49H45V48H44ZM47 49H48V48H47ZM79 49H80V48H79ZM139 49H140V48H139ZM170 49H172V48H170ZM205 49H206V47H205L203 50H205ZM245 49H246V48H245ZM1 50H2V49H1ZM15 50H16V49H15ZM15 50H14V51H15ZM125 50H126V49H125ZM125 50H124V52H125ZM130 50H131V49H130ZM155 50H156V49H155ZM211 50H213V49H209V51H211ZM14 51H13V52H14ZM67 51H68V50H67ZM75 51H76V50H75ZM77 51H79V50H77ZM94 51H95V50H94ZM126 51H128V50H126ZM133 51H134V50H133ZM142 51H144V50H142ZM148 51H149V50H148ZM148 51H147V52H148ZM163 51H164V50H163ZM206 51L209 52L208 50H206ZM214 51H216V50L214 49ZM256 51H257V49H256ZM256 51H255V53H256ZM10 52H11V51H10ZM48 52H50V51L48 50ZM69 52H71V51H69ZM73 52H74V50H73ZM92 52H93V51H92ZM147 52H146V53H147ZM212 52H213V51H212ZM227 52H228V51H227ZM229 52H230V51H229ZM257 52H259V51H257ZM0 53H1V51H0ZM34 53H35V52H34ZM34 53H32V54H34ZM43 53H45V51H43ZM50 53H51V52H50ZM52 53H53V52H52ZM75 53H76V52H75ZM78 53H79V52H78ZM94 53H95V52H94ZM126 53H127V52H126ZM140 53H141V52H139V55H140ZM146 53H145V54H146ZM179 53H180V52H179ZM10 54H12V53H10ZM10 54H9V55H10ZM32 54H30V55H32ZM41 54H42V53H41ZM45 54H46V53H45ZM47 54H48V53H47ZM80 54H82V53H80ZM91 54H92V53H91ZM122 54H123V53H122ZM149 54H150V53H149ZM149 54H148V55H149ZM193 54H194V53H193ZM228 54H229V53H228ZM228 54H227V55H228ZM240 54H241V53H240ZM1 55H3V54H1ZM1 55H0V56H1ZM9 55H8V56H9ZM14 55H16V54H14ZM34 55H35V54H34ZM67 55H69V54L67 53ZM71 55H72V54H71ZM88 55H90V54H88ZM119 55H120V54H119ZM125 55H128V53L125 54ZM245 55H246V54H245ZM3 56H4V55H3ZM11 56H12V55H10L9 58H10ZM32 56H33V55H32ZM73 56L75 57V55H73ZM73 56H71V58H73ZM128 56L130 57V54H129ZM169 56H170V55H169ZM177 56H179V55H177ZM200 56H201V55H200ZM202 56H203V55H202ZM239 56H240V55H239ZM15 57H17V56H14V58H15ZM37 57H38V55L36 56V59H37ZM87 57H90V56H87ZM87 57H86V58H87ZM120 57H121V55H120ZM124 57H126V56H124ZM133 57H134V59L136 58L135 56H133ZM142 57H143V55H142ZM181 57H182V56H181ZM192 57L195 58V55H194V56L192 55ZM196 57H197V56H196ZM226 57H227V56H226ZM228 57H229V56H228ZM17 58H18V57H17ZM32 58H34V57H32ZM68 58H69V57H68ZM112 58H113V57H112ZM126 58H127V57H126ZM139 58H140V57H139ZM139 58H137V59L139 60ZM163 58H166V57H163ZM171 58H172V57H171ZM10 59H11V58H10ZM15 59H16V58H15ZM21 59H22V58H21ZM124 59H125V58H124ZM137 59H136V60H137ZM142 59H145V57L142 58ZM142 59L140 58V60H142ZM176 59H178V58H176ZM240 59H241V58H240ZM11 60H13V59H11ZM11 60H9V62H10ZM24 60H25V58H24ZM24 60H23V61H24ZM40 60H41V59H40ZM80 60H82V59H80ZM126 60H127V59H126ZM128 60H130V58H128ZM164 60H165V59H164ZM167 60H168V59H167ZM178 60H179V59H178ZM180 60H181V58H180ZM182 60H185V59L182 57ZM182 60H181V61H182ZM3 61H4V60H3ZM3 61H1L0 63H2ZM16 61H18V60H16ZM16 61H14V62H16ZM95 61H96V60H95ZM134 61H135V60H134ZM213 61H215V60H213ZM254 61H255V59H254ZM24 62H25V61H24ZM24 62H23V63H24ZM37 62H38V61H37ZM37 62H34V67H32L31 69H34V70L36 71L35 66H36V67L38 66V65H36ZM40 62H41V61H40ZM42 62H44V61H42ZM62 62H63V61H62ZM80 62H81V61H80ZM99 62H100V61H99ZM151 62H152V60H151ZM155 62H157V61H155ZM158 62H159V61H158ZM160 62H162V61H160ZM171 62H173V61L171 60ZM10 63H12V62H10ZM46 63H47V62H46ZM46 63H45V64H46ZM81 63H82V62H81ZM105 63H107V62H105ZM118 63H119V62H118ZM130 63H131V62H130ZM153 63H154V62H153ZM153 63H152V64H153ZM210 63H212V61H210ZM24 64H25V63H24ZM42 64H44V63H42ZM45 64H44V65H45ZM47 64H48V63H47ZM103 64H104V62H103ZM103 64H102V65H103ZM180 64H181V63H180ZM22 65H23V64H22ZM25 65H26V64H25ZM52 65H54V64H52ZM56 65H57V64L55 63V66H56ZM90 65H91V64H90ZM92 65H93V64H92ZM106 65H107V64H106ZM129 65H130V64H129ZM132 65H133V64H132ZM158 65H159V63H158ZM232 65H234V63H233ZM23 66H24V65H23ZM55 66H53V67H55ZM57 66H59V64H58ZM72 66H73V65H72ZM93 66H95V65H93ZM103 66H104V65H103ZM103 66H102V67H103ZM108 66H109V65H108ZM130 66H131V65H130ZM133 66H134V65H133ZM181 66H182V65H180V67H181ZM245 66H246V65H245ZM42 67H43V66H42ZM62 67H63V66H62ZM105 67H107V66H105ZM234 67H235V66H234ZM234 67H233V68H234ZM58 68H59V70H61V69H60V66H59ZM74 68H75V67H74ZM126 68H127V67H126ZM154 68H156V67L154 66ZM181 68H183V67H181ZM218 68H219V66H218ZM233 68H232V69H233ZM0 69H1V68H0ZM4 69H5V68H4ZM53 69H54V68H53ZM107 69H108V68H107ZM141 69H142V68H141ZM188 69H189V68H188ZM188 69H187V70H188ZM220 69H222V68H220ZM226 69H227V68H226ZM226 69H224V70H226ZM234 69H235V68H234ZM1 70H2V69H1ZM1 70H0V72H1ZM13 70H14V69H13ZM59 70H58V71H59ZM75 70L77 71V69H75ZM94 70H95V69H94ZM142 70H143V69H142ZM189 70H190V69H189ZM189 70H188V71H189ZM222 70H223V69H222ZM248 70H249V69H248ZM20 71H21V70H20ZM25 71H26V68H25ZM91 71H92V70H91ZM17 72L20 73L19 70H17ZM23 72H24V71H23ZM23 72H21V74H23ZM147 72H148V71H147ZM184 72H185V71H184ZM219 72H220V70H219ZM247 72H249V71H247ZM247 72H246V73H247ZM256 72H258V70H256ZM256 72H255V73H256ZM7 73H8V72H7ZM10 73H11V72H10ZM13 73L16 74V70H14ZM18 73H17V74H18ZM24 73H25V72H24ZM31 73H34V72H31ZM58 73H61V72H58ZM87 73H88V72H87ZM186 73H187V71H186ZM209 73H210V72H209ZM222 73L224 74L225 72H222ZM1 74H3V73H1ZM1 74H0V75H1ZM8 74H9V73H8ZM25 74H26V75H20V76H18V78H21V79H23V80H24V79L26 80V81H23V80H22V81L24 82V84H25V82L27 83V76L30 74V72H29V73L26 72ZM27 74H28V75H27ZM55 74H56V73L54 72V75H55ZM61 74H62V73H61ZM61 74H60L59 76H61ZM220 74H221V73H220ZM249 74H250V73H249ZM249 74H248V75H249ZM252 74H253V73H252ZM252 74H251V75H252ZM259 74H260V73H259ZM259 74H258V76H261V75H262V74H261V75H259ZM9 75H10V74H9ZM64 75H65V74H64ZM138 75H139V74H138ZM146 75H147V74H146ZM7 76H8V75H6V77H7ZM33 76H37V75H30L29 77H32V78H33ZM38 76H41V75H38ZM116 76H117V75H116ZM139 76H140V75H139ZM139 76H138V77H139ZM258 76H256V77L258 78ZM262 76H263V75H262ZM0 77H1V76H0ZM16 77H17V76H15L14 78H16ZM53 77H55V76H53ZM136 77H137V76H136ZM245 77H246V76H245ZM250 77H251V76H250ZM256 77H255V78H256ZM10 78H12V77H9V78H7V79H10ZM18 78H17V79H18ZM32 78H31V79H32ZM45 78H46V77H45ZM47 78H48V77H47ZM64 78H67V77H64ZM73 78H74V77H73ZM139 78H140V77H139ZM139 78H138L137 80H138V81H141V80H140L141 78H140V79H139ZM5 79H6V78H5ZM7 79L4 80V81H6V82H5L6 85L4 84L5 86H8V85H7ZM21 79H20V80H21ZM39 79H40V78H39ZM39 79H38V80H39ZM43 79H44V78H43ZM43 79H42V80H43ZM53 79H54V78H53ZM55 79H56V78H55ZM62 79H63V78H62ZM132 79H133V78H132ZM0 80H2V79H0ZM18 80H19V79H18ZM135 80H136V78H135ZM164 80H165V79H164ZM164 80H163V81H164ZM211 80H212V79H211ZM14 81H15V80H14ZM28 81H29V79H28ZM84 81H85V80H84ZM204 81H205V80H204ZM215 81H216V80H215ZM10 82H11V83L8 82V84H12L13 81L10 80ZM23 82H22V83H23ZM29 82H30V81H29ZM134 82H135V81H134ZM200 82H201V81H200ZM200 82H199V83H200ZM206 82H207V81H206ZM206 82H204V83H206ZM227 82H228V81H227ZM108 83H109V82H108ZM111 83H112V82H111ZM131 83H132V81H131ZM136 83H137V81L135 82V84H136ZM143 83H144V82H143ZM158 83H160V82H158ZM164 83H165V82H163V85H166V84H168L169 82H168V83H165V84H164ZM250 83H252V82L250 81ZM261 83H262V82H261ZM263 83H264V82H263ZM263 83H262V84H263ZM0 84H1V83H0ZM52 84H53V83H52ZM112 84H113V83H112ZM112 84H111V85H112ZM147 84H148V83H147ZM185 84H187V83H185ZM185 84H184V86H185ZM215 84H216V82H215ZM257 84H258V83H257ZM257 84H256V86H257ZM4 85H3V86H4ZM14 85H15V84H14ZM27 85H28V84H27ZM27 85H26V87L24 86V87H25V88H24L25 90H26V88H27ZM42 85H43V84H42ZM44 85L46 86L47 84H44ZM148 85H149V84H148ZM148 85H147V86H148ZM160 85H161V84H160ZM168 85H169V84H168ZM170 85H174V84H170ZM170 85H169V86H170ZM188 85H189V84H187V86H188ZM190 85H191V84H190ZM201 85H202V84H201ZM247 85H248L247 87H250L251 84H250V85L247 84ZM258 85H259V84H258ZM260 85H261V84H260ZM263 85H264V84H263ZM263 85H261V86H263ZM0 86H1V85H0ZM3 86H1V88H2ZM9 86H10V85H9ZM9 86H8V87H9ZM53 86H54V85H53ZM128 86H129V85H128ZM143 86H144V85H143ZM145 86H146V85H145ZM153 86H154V85H153ZM158 86H159V85H158ZM169 86H168V87H169ZM215 86H216V85H215ZM223 86H224V85H223ZM225 86H226V85H225ZM225 86H224V87H225ZM252 86H253V83H252ZM30 87H31V86H30ZM43 87H44V86H43ZM48 87H51V86L48 85ZM70 87H71V86H70ZM159 87H160V86H159ZM161 87H162V86H161ZM166 87H167V85H166ZM216 87H217V86H216ZM216 87H214V88H215V89H214L215 91L218 89V88H216ZM242 87H243V86H242ZM244 87H245V86H244ZM9 88H10V87H9ZM13 88H15V87H12V90H13ZM44 88H46V90H48L47 87H44ZM56 88H57V87H56ZM71 88H72V87H71ZM89 88H90V87H89ZM92 88H93V87H92ZM144 88H146V87H144ZM149 88H150V87H149ZM153 88H154V87H153ZM162 88H164V86H163ZM162 88H160V89H162ZM187 88H188V87H187ZM252 88H253V87H252ZM260 88L262 89V87H260ZM2 89H3V88H2ZM2 89H1V90H2ZM10 89H11V88H10ZM10 89H9V90H10ZM29 89H30V90L27 91V92L24 91V92L27 93V94L24 93L25 95H21V96H23L22 99H20L21 97H20V96L18 95V93L15 91L16 94L18 95L17 98L20 99L19 102H20V104H21L20 106H18L19 108L17 109V111H14V109H13L12 111H14V112L11 113L10 116L7 115V116H9V117L6 118V119H3V117L0 115V116H1V118H0V127H1V129L3 130V132H4L3 127H6L8 124H10L9 126H11L12 124H13V125L16 124V130H15V133H17L18 131H21V130H22V129H21V124L18 122V120H20V118H21V114H23V110H24V109L26 110V108H29L30 111L27 110V112L31 113V111H34V108H38V106H39L38 102H39L40 100H36V99L30 98V95H31V94H28V93H29L30 91H32V90H31V88H29ZM37 89H38V88H37ZM151 89H152V88H151ZM160 89L158 88V90H160ZM188 89L190 90V88H188ZM12 90H10V92H11ZM46 90H45V91H46ZM69 90H71V89H69ZM91 90H92V89H91ZM143 90H144V89H143ZM155 90H156V89H155ZM155 90H154V91H155ZM158 90H157V91H158ZM184 90H185V89H184ZM184 90H183V91H184ZM198 90H199V86H198ZM244 90H246V88H245ZM113 91H114V90H113ZM144 91H145V90H144ZM146 91H148V90H146ZM157 91H155V92H157ZM183 91H182V92H183ZM185 91H186V90H185ZM0 92H1V91H0ZM7 92H8V91H7ZM34 92L37 93L35 90H34ZM222 92H224V91H222ZM226 92H227V91H226ZM236 92H237V91H236ZM245 92H246V91H245ZM30 93H31V92H30ZM46 93H47V91H46ZM89 93H90V92H89ZM151 93H152V92H151ZM151 93H150L149 96H150V97H151V96L153 97V94H151ZM186 93H189V92H186ZM199 93H200V92H199ZM216 93H217V92H216ZM241 93H243V92L241 91ZM10 94H11V93H10ZM21 94H22V93H21ZM60 94H63V93H60ZM82 94H84V93H82ZM92 94H94V93H92ZM144 94H145V92H144ZM148 94H149V93H148ZM156 94H157V93H156ZM156 94H154V95H156ZM176 94H177V92H176ZM246 94H247V96H248L249 94L251 95V93H248V92H246ZM246 94H245V95H246ZM5 95L7 96V94H5ZM11 95H13V92H12ZM17 95H16V96H17ZM44 95H45V94H44ZM146 95H147V94H146ZM146 95H143L144 98L146 97ZM187 95H188V94H187ZM210 95H211V93H210ZM210 95H209V96H210ZM224 95H225V94L223 93L222 96H224ZM263 95H264V94H263ZM16 96H12V97L14 98V97H16ZM41 96H42V95H41ZM45 96H47V94H46ZM45 96H44V97H45ZM81 96H83V95H81ZM84 96H85V95H84ZM174 96H175V95H174ZM1 97H3V96L1 95ZM19 97H20V98H19ZM87 97H88V98H89V97H93V95L90 96V94H89ZM130 97H131V96H130ZM133 97H134V96H133ZM169 97H170V96H169ZM178 97H179V99H178ZM178 97H177L178 100H182V99H183V96H181V95L178 96ZM180 97H182V98H180ZM245 97H246V96H245ZM10 98H11V97H10ZM75 98H76V97H75ZM83 98H84V97H83ZM93 98H94V97H93ZM136 98H138L137 95H136ZM136 98H135V99H136ZM140 98H142V96H141ZM144 98H142V99H144ZM148 98H149V97H148ZM184 98H185V97H184ZM186 98H188V97H186ZM2 99H3V98H2ZM7 99H8V97H7ZM7 99H6L5 102H4V101H3V102H4V103H7V101L10 100V99H8V100H7ZM31 99H32V100H31ZM102 99H103V98H102ZM104 99H105L106 101H108L106 98H104ZM104 99H103V100H104ZM145 99H147V98H145ZM145 99H144V101H145ZM169 99H170V98H169ZM171 99L173 100V98H171ZM177 99H175V100H177ZM41 100H43L42 97H41ZM75 100H76V101H75ZM75 100H74L75 102H77V103L79 102L77 99H75ZM105 100L102 101V102L105 103ZM113 100H114V99H113ZM187 100H188V99H187ZM227 100H228V98H227ZM232 100H233V99H232ZM232 100H228L227 105H228V103L230 104V101H232ZM244 100H246V99H244ZM0 101H2V100H0ZM17 101H18V100H17ZM37 101H38V102H37ZM48 101H50V100H48ZM91 101H92V100H91ZM148 101H149V100H148ZM150 101H151V100H150ZM150 101H149V102H150ZM169 101H170V100H169ZM196 101H197V100H196ZM203 101H204V100H203ZM237 101H238V102H240V101L242 102V100H236V102H237ZM40 102H41V101H40ZM43 102H44V101H43ZM75 102H74V103H75ZM87 102H89V101H87ZM113 102H116V101H113ZM194 102H195V101H194ZM219 102H220V100H219ZM223 102H224V100H223ZM72 103H73V102H72ZM72 103H71V104H72ZM91 103H92V102H91ZM178 103H179V101H178ZM190 103H191V101H190ZM205 103H206V102H205ZM208 103H209V102H208ZM48 104H49V103H48ZM71 104H70V105H71ZM83 104H84V103H83ZM96 104H97V108L99 109V107H98V103H96ZM107 104H109V103H107ZM110 104H112V103H110ZM152 104H155V103H152ZM192 104H193V100H192ZM214 104H215V103H214ZM214 104H213V105H214ZM224 104H225V102H224ZM248 104H249V103H248ZM248 104H247V106L251 105V104H249V105H248ZM9 105H10V103H9L7 106H9ZM41 105H42V104H41ZM44 105H45V104H44ZM50 105H52V104H49V105H47V106H50ZM55 105H56V104H55ZM70 105H68L67 107L69 108ZM102 105H103V104H102ZM105 105H106V104H105ZM105 105H104V106H105ZM157 105H158V103H157ZM157 105H156V108H158ZM163 105H164V104H163ZM206 105H207V104H206ZM245 105H246V104H245ZM45 106H46V105H45ZM52 106H53V105H52ZM58 106H59V105H57L56 108H57ZM60 106H61V105H60ZM84 106H85V105H84ZM164 106H165V105H164ZM215 106H216V104L214 105V107H215ZM217 106H218V105H217ZM217 106H216V107H217ZM230 106H231V105H230ZM0 107H1V106H0ZM9 107H11L10 109L13 108L12 105L9 106ZM9 107H7V108L9 109ZM15 107H17V106L15 105ZM53 107H54V106H53ZM63 107H65V106H63ZM74 107H75V104H74ZM117 107H118V106H117ZM124 107H125V106H124ZM131 107H133V106H131ZM160 107H162V106H160ZM179 107H180V106H179ZM179 107H176V109L181 110V109H180L181 107H180V108H179ZM184 107H185V106H184ZM203 107H204V106H203ZM214 107H212V108H214ZM231 107H233V106H231ZM231 107H230L229 114H230V112H232L231 110L233 109V108L231 109ZM258 107H259V106H258ZM2 108H3V111H4V107H2ZM2 108H1V109H2ZM56 108H55V109H56ZM93 108H94V107H93ZM104 108H106V107H104ZM104 108H103V109H104ZM142 108L144 109V107H142ZM148 108H149V107H148ZM153 108H155V106H154ZM165 108H166V107H165ZM226 108H227V107H226ZM226 108H225V109H226ZM248 108H249V107H248ZM8 109H7V110H8ZM32 109H33V110H32ZM73 109H74V108H73ZM75 109H76V108H75ZM89 109H92V108L89 107ZM95 109H96V108H94V110L91 111V112H93V113H89V112H87V114H93V115H94V114H95L94 111L97 110V109H96V110H95ZM101 109H102V108H100V110H101ZM122 109H123V108H122ZM133 109H134V108H133ZM162 109H163V108H162ZM174 109H175V108H174ZM182 109H183V108H182ZM214 109H215V108H214ZM252 109H253V108H252ZM254 109H255V108H254ZM254 109H253V110H254ZM258 109H259V108H258ZM37 110H38V109H37ZM37 110H36V111H37ZM45 110H46V109H45ZM52 110H53V109H52ZM59 110H60V108H59ZM59 110H58V111H59ZM77 110H78V109H77ZM109 110H110V108H109ZM119 110H120V111H119ZM119 110H118V112H120V114H121V109H119ZM146 110H147V109H146ZM157 110H159V109H157ZM160 110H161V108H160ZM167 110H168V109H167ZM183 110H184V109H183ZM185 110H186V109H185ZM185 110H184V111H185ZM203 110H204V109H203ZM215 110H216V109H215ZM215 110H214V111H215ZM219 110H220V109H219ZM222 110H223V109H221V111H222ZM5 111H6V110H5ZM50 111H51V110H50ZM69 111H70V110H69ZM74 111H75V110H74ZM102 111H104V110H102ZM115 111H116V110H115ZM127 111H128V110H127ZM129 111H130V110H129ZM148 111H150V110H148ZM163 111H166V110H163ZM177 111H178V110H177ZM181 111H182V110H181ZM214 111H213V114L215 113ZM8 112H9V111H8ZM38 112H39V111H37V113H38ZM41 112H43V111H41ZM45 112H46V111H45ZM48 112H49V111H48ZM48 112H47V113H48ZM51 112H52V111H51ZM51 112H50V113H51ZM56 112H57V111H56ZM62 112H63V109H62ZM62 112H61V113H62ZM96 112H97V111H96ZM108 112H109V111H108ZM116 112H117V111H116ZM116 112H115V113H116ZM139 112H141V111L139 110ZM153 112H155V111H153ZM156 112H157V111H156ZM172 112H173V111H172ZM172 112H171V113H172ZM175 112H176V111H175ZM216 112H217V111H216ZM218 112H220V111H218ZM226 112H227V111H226ZM226 112H223V113L226 114ZM245 112H247V111H244L243 113H245ZM250 112H251V111H250ZM252 112H253V111H252ZM252 112H251V113H252ZM24 113H26V112H24ZM34 113H35V112H34ZM47 113H45V114H47ZM58 113H60V112H58ZM61 113H60V114H61ZM64 113H65V112H64ZM64 113H63V114H64ZM76 113H77V112H76ZM79 113H80V112H79ZM115 113H112V114H114V115H113L114 118L116 117L115 115H117V113H116V114H115ZM124 113H125V112H124ZM135 113H136V112H135ZM141 113H143V112H141ZM151 113H152V111H151ZM161 113H163V112H161ZM161 113H160V114H161ZM173 113H174V112H173ZM202 113H203V111H202ZM251 113H250V114H251ZM7 114H8V113H7ZM32 114H33V113H32ZM65 114H66V113H65ZM100 114H101V111H100ZM120 114H119V115H120ZM146 114H148V112H146ZM146 114H145V117H146ZM152 114H153V113H152ZM152 114H150V115H152ZM158 114H159V113H158ZM174 114H175V113H174ZM174 114H172V115H174ZM178 114H179V113H178ZM211 114H212V113H211ZM227 114H228V113H227ZM233 114H234V113H233ZM257 114H258V113H257ZM24 115H25V114H24ZM43 115H44V112H43ZM109 115H110V114H109ZM148 115H149V114H148ZM148 115H147V116H148ZM153 115H155V113H154ZM164 115L167 116V114H164ZM179 115H182V114H179ZM179 115H178V116H179ZM193 115H194V114H193ZM193 115H192V116H193ZM242 115H243V114H242ZM242 115H241V116H242ZM251 115H252V114H251ZM259 115H260V114H259ZM29 116H30V115H29ZM40 116H41V115H40ZM58 116H59V114H58ZM81 116H82V115H81ZM104 116H105V114H104ZM117 116H118V115H117ZM128 116H129V115H128ZM133 116H134V115L131 113V114H130V117H133ZM170 116H171V115H169V117H170ZM174 116H175V115H174ZM174 116H172L171 119L174 120V118H173ZM190 116H191V114H190ZM213 116H215V115H213ZM221 116H223L222 113H221V115L219 114V117H221ZM24 117L27 118V120H26V121H27V122H26V128H28V129H24V131H25V130L29 131V133L27 132L28 134H35V136H36L37 133H39V129L43 128V126H46V123H44V121L41 120V119H40V120H39V119H34L33 116H32V117H29V119H28V116H24ZM61 117H62V115H61ZM78 117H79V116H78ZM82 117H83V116H82ZM93 117H94V116H93ZM130 117H129V118H130ZM139 117H140V118H139ZM143 117H144V116L142 115V118H143ZM154 117H155V116H154ZM154 117H153V118H154ZM167 117H168V116H167ZM219 117H218V118H219ZM242 117H243V116H242ZM242 117H241V118H242ZM245 117H246V116H245ZM257 117H258V115H257ZM261 117H262V115H261ZM71 118H72V117H71ZM124 118H126V117H124ZM138 118L141 119V116L138 115ZM153 118H152V119H153ZM177 118H178V117H177ZM180 118L182 119L181 116H180ZM183 118H184V117H183ZM207 118H208V117H207ZM215 118H216L215 120L218 121V120H217V117H215ZM61 119H62V118H61ZM74 119H75V118H74ZM74 119H73V120H74ZM79 119H80V118H79ZM79 119H78V121H79ZM84 119H85V118H84ZM95 119H96V117H95ZM120 119H121V118H120ZM147 119H148V117H147ZM161 119H162V118H160L158 121H161ZM164 119H165V117L163 118V121H164ZM198 119H199V117H198ZM208 119H209V118H208ZM227 119H230V118H226V120H227ZM123 120H125V119H123ZM126 120L128 121V118H127ZM148 120L150 121V119H148ZM165 120H166V121H167V120H170V118H168V119L166 118ZM175 120H176V119H175ZM182 120H183V119H182ZM194 120H195V119H192V121H194ZM206 120H207V119H206ZM78 121L76 120L75 122L77 123ZM85 121H86V120H85ZM153 121H154V120H153ZM156 121H157V120H156ZM156 121H155V122H156ZM163 121H162V122H163ZM178 121H181V120H178ZM190 121H191V120H190ZM192 121H191V122H192ZM207 121H209V120H207ZM57 122H59V121H57ZM162 122H161V123H162ZM202 122H203V121H202ZM202 122L200 121V123H202ZM220 122H221V121H220ZM220 122H219V123H220ZM229 122H230V120H229ZM229 122H228V123H229ZM235 122H236V120H235ZM235 122H233V123H235ZM65 123H66V122H65ZM69 123H70V122H69ZM164 123H165V122H164ZM177 123H178V122H177ZM219 123H218V124H219ZM226 123H227V121H226ZM228 123H227V124H228ZM231 123H232V122H230V125H231ZM74 124H75V123H74ZM77 124H78V123H77ZM87 124H88V123H87ZM90 124H91V123H90ZM102 124H103V122H102ZM118 124H119V122L117 123V126H119ZM220 124H223V123H220ZM250 124H252V123H250ZM260 124H262V123H260ZM71 125H72V124H71ZM92 125H93V124H92ZM111 125H112V124H111ZM157 125H159V124H157ZM228 125H229V124H228ZM253 125L255 126V124H253ZM76 126H77V125H76ZM81 126H82V124H81ZM104 126H106V125H104ZM104 126L101 125L99 128H102V127H104ZM108 126H109V125H108ZM112 126L115 127L116 124H114V125H112ZM121 126H122V125H120L119 128H121ZM133 126H134V125H133ZM147 126H148V125H147ZM162 126H163V125H162ZM165 126H166V124H165ZM165 126H164V127H165ZM226 126H227V125H226ZM250 126H251V125H250ZM257 126H258V124L255 126V129H257ZM122 127H123V128H127V129H125L126 132H127V130H130V128L128 127V125H127V127H124V126H122ZM154 127H155V125H154ZM164 127H163V128H164ZM206 127H207V126H206ZM251 127H253V126H251ZM259 127H260V126H259ZM263 127H264V125H262V128H263ZM6 128H8V127H6ZM22 128H23V127H22ZM90 128H91V127H90ZM90 128H89L88 126H85L83 129H84V130L86 129V130H85L86 132L89 131V132L91 133V135L94 136V133L90 131ZM92 128H93V127H92ZM128 128H129V129H128ZM147 128H148V127H147ZM157 128H158V127H157ZM159 128H160V127H159ZM173 128H174V127H173ZM260 128H261V127H260ZM97 129H98V128H97ZM103 129H105V127H104ZM238 129H239V128H238ZM238 129H237V130H238ZM255 129L252 128V130H251V131H252V134H253L254 132H255V133L258 132V131L255 130ZM70 130H71V129H70ZM70 130H69V131H70ZM110 130H112V129H110ZM116 130H117V129H116ZM119 130H120V129H119ZM125 130L123 131L124 134H122V131H121L120 134H122V135H121L120 137H118V139L112 137L113 135L110 136V137H107L106 135H103V136H106L107 138H110L111 140H112V138H113V139H115V140H117V141H120L121 145H122V146H125L127 149H129V145H130L131 143L134 142V143H133V148H134V144H135V140H136V138H132V135H131L132 133H131L130 131H128V132H130V134L125 133ZM131 130H133V129H131ZM134 130H135V129H134ZM134 130H133V131H134ZM146 130H147V129H146ZM156 130H157V129H156ZM159 130H160V129H159ZM162 130L165 131V129H162ZM167 130H168V128H167ZM220 130H222V129H220ZM253 130H255V131H253ZM149 131H151V132H149L147 135H149V134H151V133L153 132L152 130H149ZM238 131H239V130H238ZM251 131H250V132H251ZM6 132H7V131H6ZM8 132H10V131H8ZM71 132L74 134L73 129H72V131H70L69 133L72 134ZM101 132H104V131L101 130ZM115 132H116V131H115ZM119 132H120V131H119ZM134 132H135V131H134ZM169 132H170V131H169ZM222 132H224V131L222 130ZM232 132H233V131H232ZM176 133H178V132H176ZM212 133H213V132H212ZM212 133H211V134H212ZM229 133H230V132H229ZM2 134H3V133H2ZM25 134H26V133H25ZM77 134H79V133H77ZM111 134H112V132H111ZM138 134H139V133H138ZM211 134H210V135H211ZM214 134L216 135V133H214ZM233 134H234V133H233ZM11 135H13V133H12ZM20 135H23V134H20ZM43 135H44V134H43ZM45 135H46V134H45ZM45 135H44V136H45ZM109 135H110V134H109ZM142 135H144V134H142ZM151 135H153V134H151ZM165 135H168V133L165 134ZM176 135H180V134L178 133V134H176ZM176 135H172V136H176ZM186 135H190V136H192L191 134H188V133H187ZM186 135H185V136H186ZM210 135H209V136H210ZM256 135H257V134H256ZM9 136H10V135H8L7 138H8ZM13 136H14V135H13ZM16 136H17V135H16ZM16 136H15L14 138H16ZM26 136H27V134H26ZM32 136H34V135H32ZM47 136H50V135H47ZM75 136H76V135H75ZM75 136H74V137H75ZM77 136H78V135H77ZM81 136H82V135H81ZM97 136H98V135H97ZM136 136H137V135H136ZM136 136H135V137H136ZM172 136H171V137H172ZM252 136H253V135H252ZM2 137H3V136H2ZM28 137H29V136H28ZM42 137H43V136H41V138H42ZM70 137H71V136L68 135V134L62 135L61 132L59 133V132H57V131H54V132H53V141H54V143H55L56 146H57L56 148H58V145H61V146L65 145L66 142H67L68 145H70V143L72 142V141L70 142V140H71ZM72 137H73V136H72ZM83 137H84V139H85V137H88V136H83ZM83 137H80V138H83ZM133 137H134V136H133ZM148 137L150 138V136H147V138H148ZM151 137H153V136H151ZM163 137H164V136H163ZM166 137H168V136H166ZM212 137H213V136H212ZM250 137H251V136H250ZM5 138H6V137H5ZM10 138H11V137H10ZM21 138H22V137H21ZM26 138H27V137H26ZM26 138H25V139H26ZM36 138H37V137H36ZM43 138H44V137H43ZM51 138H52V137H51ZM88 138H89V137H88ZM98 138H99V136H98ZM107 138L105 139L106 141H107ZM168 138H169V137H168ZM189 138H190V137H189ZM219 138H221V137H219ZM232 138H233V137H232ZM234 138L238 139L237 137H234ZM3 139H4V138H3ZM11 139H12V138H11ZM30 139H31V138H30ZM33 139H34V138H33ZM48 139H50V138H48ZM74 139H76V138H74ZM86 139H87V138H86ZM86 139H85V140H86ZM102 139H103V138H102ZM203 139L205 140L204 137H203ZM209 139H212V138L210 137ZM252 139H253V138H252ZM7 140H8V142H9V141L11 142V140H10L9 138H8ZM23 140H24V139H23ZM72 140H73V139H72ZM79 140H80V139H79ZM89 140H90V139H89ZM91 140H92V139H91ZM98 140H99V139H98ZM115 140H114V142H117V141H115ZM151 140H152V139H151ZM175 140H176V139H175ZM188 140H189V139H188ZM238 140H240V139H238ZM253 140H254V139H253ZM253 140H252V141H253ZM257 140H258V139H257ZM263 140H264V139H263ZM13 141H14V140H13ZM19 141H20V140H19ZM19 141H18V142H19ZM101 141H102V140H101ZM189 141H190V140H189ZM209 141H212V140H209ZM4 142H5L4 144H6V141H4ZM8 142H7V143H8ZM10 142H9V143H10ZM21 142H22V141H21ZM21 142H20V143H21ZM40 142H41V141H40ZM68 142H70V143H68ZM85 142H86V141H85ZM87 142H88V140H87ZM91 142H92V141H91ZM103 142H104V140H103ZM114 142H113V143H114ZM176 142H178V141H176ZM212 142H213V141H212ZM212 142H211L210 144H212ZM236 142H237V141H236ZM247 142H248V141H247ZM257 142H258V141H257ZM257 142L255 141V143H257ZM9 143H8V144H9ZM22 143H23V142H22ZM25 143H26V142H25ZM34 143H35V142H34ZM38 143H39V141H38ZM75 143H77V142H75ZM117 143H119V142H117ZM143 143H144V142H143ZM157 143H158V142H157ZM32 144H33V143H32ZM46 144H47V142H46ZM81 144H82V143H81ZM81 144H80V145H81ZM95 144H96V143L94 142V145H95ZM108 144H111V143L108 142ZM115 144H116V143H115ZM140 144L143 145L142 143H140ZM158 144H160V143H158ZM161 144L163 145V143H161ZM177 144H178V143H177ZM184 144H185V143H184ZM233 144H235V146H236V143H233ZM238 144H239V143H238ZM238 144H237V145H238ZM15 145H16V144H15ZM25 145H26V144H25ZM27 145H28V143H27ZM33 145H34V144H33ZM47 145H48V144H47ZM68 145H67V146H68ZM78 145H79V144H78ZM82 145H83V144H82ZM86 145H87V144L83 145V148H84V147L87 148ZM88 145H89V143H88ZM90 145L92 146L93 143L90 144ZM103 145H104V144H103ZM112 145H113V144H112ZM156 145H157V144H156ZM162 145H161V146H162ZM181 145H182V143H181ZM223 145H224V144H223ZM245 145H247V144H245ZM0 146H1V145H0ZM21 146H22V145H20V147H21ZM23 146H24V145H23ZM51 146H52V145H51ZM51 146H50V147H51ZM98 146H99V145H97L96 148H97ZM101 146H102V145H101ZM143 146H144V145H143ZM143 146H142V147H143ZM147 146H149V145H147ZM164 146H165V145H164ZM182 146H183V145H182ZM219 146H220V145H219ZM238 146H239V145H238ZM243 146H244V145H243ZM258 146H259V145H257V147H256L257 149H258ZM12 147H13V145H12ZM12 147H10L9 152H11V148H12ZM14 147H15V146H14ZM20 147L18 146L17 149H19ZM46 147H47V146H46ZM76 147H77V146H76ZM76 147H75V148H76ZM79 147H81V146H79ZM112 147H114V146H112ZM203 147H204V146H203ZM221 147H222V146H221ZM233 147H234V145H233ZM245 147H246V146H245ZM247 147H248V146H247ZM249 147H251V146H249ZM1 148H2V147H1ZM25 148H26V147H24V149H25ZM38 148H39V147H38ZM52 148H53V147H52ZM65 148H66V147H65ZM71 148H72V147H71ZM75 148H74V149H75ZM81 148H82V147H81ZM101 148H102V147H101ZM104 148H105V146H104ZM116 148H118V147H116ZM120 148H121V147H120ZM126 148H123V149H125V150H124L125 153H126ZM131 148H132V146H131ZM131 148H130V151L133 150V151H132V153H133V152H134V149L132 148V150H131ZM143 148H144V147H143ZM143 148H142V149H143ZM151 148L153 149V147H151ZM170 148H171V147H170ZM185 148H187V147H185ZM188 148H189V147H188ZM260 148H261V147H260ZM26 149H28V148H26ZM34 149H35V148H34ZM48 149H49V148H48ZM69 149H70V148H69ZM77 149H78V148H77ZM87 149H88V148H87ZM87 149H86V150H87ZM93 149H95V148H93ZM93 149H92V151H93ZM107 149H108V147H107ZM110 149H111V148H110ZM121 149H122V148H121ZM123 149H122V150H123ZM156 149H157V147H156ZM156 149H155V150H156ZM158 149H159V148H158ZM163 149H164V148H163ZM234 149H237V147H235ZM243 149H244V148H243ZM248 149H249V148H248ZM248 149H247V150H248ZM14 150H15V149H14ZM38 150H39V149H38ZM49 150H50V149H49ZM102 150H103V149H102ZM111 150H112V149H111ZM114 150H115V148H114ZM170 150H171L170 152H172V149H170ZM174 150H175V149H174ZM220 150H222V148H221ZM245 150H246V148H245ZM247 150H246V151H247ZM250 150H251V149H249L248 151H250ZM254 150H256V149L254 148ZM3 151H4V150H3ZM17 151H18V150H17ZM20 151H21V150H19L18 152H20ZM66 151H67V150H66ZM72 151H73V150H72ZM83 151H84V149H83ZM115 151H117V149H116ZM115 151H114V152H115ZM157 151H158V150H157ZM162 151L165 152V150H162ZM168 151H169V150H168ZM241 151H242V150H241ZM246 151H245V152H246ZM259 151H261V150H258V152H259ZM0 152H1V151H0ZM12 152H13V151H12ZM12 152H11L10 154H12ZM15 152H16V151H15ZM34 152H35V151H34ZM34 152H33V154H34ZM78 152H79V149H78ZM106 152H107V151H106ZM120 152H121V151L118 150L116 153H120ZM136 152H138V151H136ZM143 152H144V150H143ZM164 152H163V153H164ZM239 152H240V151H239ZM239 152H238V153H239ZM245 152H243V153H245ZM21 153H22V152H21ZM24 153H25V152H24ZM28 153H30L29 150H28ZM37 153H38V152H37ZM67 153H68V152H67ZM80 153H81V152H80ZM82 153H85V152H82ZM90 153H91V152H90ZM93 153H94V152L91 153V156L93 155ZM108 153H109V152H108ZM112 153H113V152H112ZM116 153H115V154H116ZM121 153H123V152H121ZM125 153H124V154H125ZM132 153L130 152V154H132ZM158 153H159V152H158ZM243 153H242L241 155H243ZM250 153H251V151H250ZM1 154H2V153H1ZM17 154L19 155V153H17ZM25 154H26V153H25ZM39 154H40V153H39ZM68 154H69V153H68ZM72 154H74V153H72ZM87 154H89V153H86V155H87ZM109 154H110V153H109ZM113 154H114V153H113ZM127 154H128V153H127ZM135 154H137V153L134 152L131 156H133V155L135 156ZM138 154H141V153L139 152ZM179 154H180V153H179ZM209 154H210V153H209ZM226 154H227V153H226ZM3 155H4V154H3ZM27 155H28V154H27ZM27 155H26V156H27ZM42 155H43V154H42ZM79 155H80V154H79ZM96 155H97V154H96ZM107 155H108V154H107ZM118 155H119V154H118ZM121 155H122V154H121ZM125 155H126V154H125ZM159 155H160V153H159ZM163 155H164V154H163ZM187 155H189V152L187 153ZM239 155H240V154H239ZM258 155H259V154H258ZM13 156H15V155H13ZM20 156L22 157V155H20ZM69 156H70V154H69ZM111 156H113V155H111ZM114 156H115V155H114ZM134 156H133V157H134ZM144 156H145V155H144ZM146 156H148V155H146ZM157 156H158V154H157L155 157L157 158ZM160 156H161V155H160ZM199 156H201V154H199ZM244 156H245V155H243V157H244ZM4 157H5V156H4ZM23 157H24V155H23ZM23 157H22V159H23V161H25V159H24L25 157H24V158H23ZM28 157H29V156H28ZM28 157H27V158H28ZM32 157H33V155H32ZM35 157H36V156H35ZM78 157H79V156H78ZM88 157H90V156L88 155ZM96 157H97V156H96ZM104 157H105V156H104ZM104 157H103V158H104ZM123 157H124V156H123ZM128 157H129V156H128ZM141 157H142V156H141ZM187 157H188V156H187ZM238 157H240V156H237V158H238ZM245 157H247V156H245ZM259 157H260V156H259ZM2 158H3V157H2ZM2 158H1V159H2ZM7 158H8V153H7V157H5V159L7 160ZM11 158H13V157L11 156ZM27 158H26V159H27ZM38 158H39V157H38ZM79 158H80V157H79ZM101 158H102V157H100V161H101ZM103 158H102V159H103ZM120 158H122V156H120ZM142 158H143V157H142ZM255 158H256V157H255ZM5 159H3V160H5ZM34 159H35V158H34ZM34 159H33V160H34ZM87 159H88V158H87ZM109 159H110V157H109ZM109 159H107V160L110 161ZM113 159H114V158H113ZM132 159H133V158H132ZM139 159H140V158H139ZM152 159H153V158H152ZM157 159H158V158H157ZM157 159H155V160H157ZM245 159L247 160L248 158H245ZM260 159H261V157H260ZM9 160H10V158H9ZM9 160H8V161H9ZM17 160H18V159H17ZM97 160H98V158H97ZM114 160H115V159H114ZM145 160H146V159H145ZM159 160L161 161V159H159ZM173 160L177 161L176 159H173ZM221 160H222V159H221ZM224 160H225V159H224ZM1 161H2V160H1ZM8 161H5L4 163H7ZM73 161H74V160H73ZM104 161H105V160H104ZM120 161H121V160H120ZM142 161H143V160H142ZM153 161H154V160H153ZM153 161H152V162H153ZM162 161H163V160H162ZM178 161H179V160H178ZM178 161H177V162H178ZM216 161H217V159H216ZM236 161H237V160H236ZM249 161H252V160L249 159ZM258 161H259V160L254 161L253 163L258 162ZM14 162H15V161H14ZM33 162H35V161H33ZM75 162H76V163H79L76 159H75ZM138 162H139V161H137V164H138ZM206 162H207V161H206ZM213 162H214V161H213ZM243 162H244V160H243ZM4 163H3V164L1 163V166L4 165ZM38 163H39V162H38ZM42 163H43V162H42ZM69 163H71V162H69ZM69 163H68V164H69ZM96 163H97V162H96ZM106 163H107V162H106ZM114 163H116V161L113 162V164H114ZM145 163H146V162H145ZM207 163H208V162H207ZM207 163H206V165H207ZM211 163H212V162H211ZM215 163H216V162H215ZM234 163H235V162H234ZM244 163H245V162H244ZM247 163H248V162H247ZM15 164H16V163H13V165H15ZM17 164H20V163H17ZM17 164H16V165H17ZM25 164H26V162H25ZM35 164H36V163H35ZM35 164H33V165H35ZM39 164H40V163H39ZM79 164H81V163H79ZM89 164H90V163H89ZM216 164H218V163H216ZM216 164H215V165H216ZM229 164H230V162H229ZM232 164H233V162H232ZM232 164H231V165H232ZM250 164H251V163H250ZM250 164H249V165H246V166H250ZM260 164H261V161H260ZM260 164L258 163V165H260ZM9 165H11V163H10ZM9 165H7V166H9ZM20 165H21V164H20ZM20 165H19V166H20ZM22 165H23V163H22ZM31 165H32V164H31ZM64 165H65V164H64ZM64 165H63V167H64ZM73 165H74V164H73ZM82 165H83V163H82ZM116 165H117V164H116ZM149 165H150V164H149ZM192 165H193V164H192ZM209 165H211V164H209ZM231 165H229V166H231ZM254 165H255V164H254ZM29 166H30V165H29ZM36 166H37V165H36ZM40 166H41V165H40ZM50 166H52V165L50 164ZM50 166H49V167H50ZM65 166H66V165H65ZM68 166H70V165H67L66 167H68ZM75 166H77V165H75ZM78 166H79V165H78ZM80 166H81V165H80ZM83 166H84V165H83ZM114 166H115V164H114ZM114 166H113V167H114ZM128 166H129V165H128ZM145 166H147V165H145ZM204 166H205V165H204ZM218 166H220V165H218ZM224 166H225V165H224ZM229 166H228V168H229ZM263 166H264V164H263ZM9 167H10V166H9ZM14 167H15V166H14ZM14 167H13V168H14ZM33 167H34V166H32V169H33ZM43 167H44V166H43ZM43 167H41V168H43ZM59 167H60V166H59ZM94 167H95V166H94ZM94 167H93V169L95 170ZM111 167H112V166H111ZM135 167H136V166H135ZM143 167H144V166H143ZM172 167H174V166H172ZM195 167H196V166H195ZM195 167H194V168H195ZM201 167H202V166H201ZM201 167H200V168H201ZM250 167H251V166H250ZM7 168H8V167H6V168H4V169H7ZM11 168H12V167H11ZM11 168H9V170H10ZM21 168H22V167H21ZM29 168H30V167H29ZM70 168H71V167H70ZM74 168H75V167H74ZM108 168H109V167H108ZM139 168H140V167H139ZM145 168H146V167H145ZM197 168H198V167H197ZM213 168H214V166H213ZM216 168H218V167H216ZM216 168H214V169H216ZM228 168L226 167L227 170H228ZM4 169H3V170H4ZM15 169H18V168H15ZM22 169H23V168H22ZM22 169H21V170H22ZM32 169H31V171H32ZM44 169H46V167H45ZM59 169H60V168H59ZM93 169H92V170H93ZM99 169H101V168H99ZM131 169H132V168H131ZM136 169H137V168H136ZM151 169H152V168H151ZM186 169H187V168H186ZM191 169H192V168H191ZM202 169H203V168H202ZM204 169H205V168H204ZM229 169H230V170H228V171H229L230 173H237V171H238V170H237V167H235V170H233L232 167H230ZM262 169H264V168H262ZM25 170H26V169H24V171H22V172L25 173ZM27 170H28V169H27ZM37 170H38V169H37ZM61 170H63V169H61ZM97 170H98V169H97ZM101 170H102V169H101ZM109 170H112V168H111V169L109 168ZM120 170H121V169H120ZM138 170H139V169H138ZM166 170H167V169H166ZM210 170H212V169H210ZM217 170H218V169H216V171H217ZM246 170H247V168H246ZM1 171H2V170H1ZM5 171H6V170H5ZM5 171H4V172H5ZM39 171H40V170H39ZM79 171H80V170H78L77 172H79ZM84 171H85V169H84ZM84 171H81V172L84 173ZM158 171H159V170H158ZM187 171H189V170L187 169ZM206 171H207V169H206ZM247 171H248V170H247ZM262 171H263V170H262ZM262 171H259V173H256V172H257V170H256L255 173H256V174H260V172H262ZM18 172H19V171H17V173H18ZM20 172H21V171H20ZM22 172H21V174H20L19 176L22 175ZM50 172H54V171H50ZM85 172H86V171H85ZM92 172H93V171H92ZM98 172H99V170H98ZM117 172H119V171H117ZM117 172H116V173H117ZM122 172H123V171H122ZM136 172L138 173V171H136ZM142 172H143V171H142ZM229 172H228V173H229ZM238 172H239V171H238ZM243 172H244V171H243ZM248 172H253V173H254L253 170H251V171L249 170ZM59 173H61V172H59ZM79 173H80V172H79ZM101 173H102V172H101ZM192 173H193V172H192ZM206 173H207V172H206ZM208 173H211V172L208 171ZM214 173H215V171H214ZM222 173H223L222 175H224V170L222 171ZM230 173H229V174H230ZM245 173H247V172H245ZM262 173H264V172H262ZM262 173H261V174H262ZM1 174H2V173H1ZM1 174H0V175H1ZM9 174H11V173H9ZM12 174H13V173H12ZM80 174H81V173H80ZM80 174H79V178L82 176V175H80ZM98 174H100V172H99ZM123 174H124V173H123ZM158 174H160V173L158 172ZM163 174H164V173H163ZM187 174H189V173H187ZM194 174H195V173H194ZM229 174H228V175H229ZM261 174H260V175H261ZM2 175H3V174H2ZM4 175H5V174H4ZM16 175H17V174H16ZM24 175H26V174H24ZM31 175H32V174H31ZM84 175H85V174H84ZM119 175H120V174H119ZM119 175H117V176H119ZM124 175H125V174H124ZM164 175H165V174H164ZM228 175L226 174V177H228ZM70 176H72V175H70ZM73 176L76 177L75 175H73ZM117 176H116V177H117ZM153 176H154V177H157V175H156V176L153 175ZM175 176H176V175H175ZM183 176H184V175H183ZM191 176H192V174H191ZM215 176H216V174H215ZM242 176H243V175H242ZM255 176H256V175H255ZM263 176H264V175H262V178H263ZM0 177H1V176H0ZM3 177H4V176H3ZM8 177H12V178H14L13 175H12V176H8ZM59 177H60V176H59ZM85 177H86V176H85ZM92 177L94 178L93 175H92ZM98 177H99V176H98ZM103 177H105V175H104ZM158 177L160 178L161 176H158ZM164 177H165V176H164ZM187 177H190V176H187ZM193 177H194V176H193ZM211 177H213V175H212ZM226 177H224V178H226ZM251 177H254V176L251 175ZM5 178H6V177H5ZM12 178H11V179H12ZM57 178H58V175H57ZM57 178H53V180H55V179H57ZM70 178H71V177H70ZM99 178H101V175H100ZM121 178H122V177H121ZM141 178H142V177H141ZM141 178H139V179H141ZM144 178H145V177H144ZM147 178H148V177H147ZM150 178H151V177H150ZM185 178H186V176H185ZM207 178H209V177H207ZM221 178H223V177H221ZM2 179H3V178H2ZM16 179H17V178H15V180H16ZM22 179H23V178H22ZM85 179H86V178H85ZM95 179H96V178H95ZM156 179H157V178H156ZM169 179H170V178H169ZM169 179H168V180H169ZM173 179H174V178H173ZM183 179H184V178H183ZM188 179H189V180H188ZM188 179H187L186 181L189 182V181H190V178H188ZM191 179H192V177H191ZM193 179H194V178H193ZM195 179H196V178H195ZM200 179H201V178H200ZM209 179H210V178H209ZM209 179H208V180H209ZM213 179H215V178H213ZM216 179H217V178H216ZM0 180H1V179H0ZM15 180H13V181H15ZM20 180H21V179H19V177H18L17 182L20 181ZM23 180H24V179H23ZM26 180H27V179H26ZM74 180H75V179L73 178V181H74ZM148 180H149V179H148ZM150 180H151V179H150ZM150 180H149V182H150ZM152 180H154V178H153ZM165 180H166V179H165ZM170 180H171V179H170ZM170 180H169V182H170ZM208 180H207V181H208ZM210 180H211V179H210ZM223 180H224V179H223ZM223 180H222V181H223ZM228 180H229V179H228ZM1 181H2V183L5 182L4 180H1ZM1 181H0V182H1ZM38 181H39V180H38ZM75 181H76V180H75ZM75 181H74V182H75ZM93 181H94V180H93ZM93 181H92V183H93ZM112 181H113V180H112ZM115 181H116V183H117V180H115ZM163 181H164V180H163ZM176 181H177V180H176ZM179 181H181V182H180L181 185H182L183 183H186V182H184L185 180H183V183H182V180H179ZM207 181H206V182H207ZM215 181H216V180H215ZM246 181H247V180H246ZM251 181H252V183L255 182L254 180H251ZM263 181H264V180H263ZM9 182H10V181H9ZM9 182H8V183H9ZM11 182H12V181H11ZM26 182H27V181H26ZM49 182L52 183V181H49ZM53 182H54V181H53ZM95 182H97V181H95ZM188 182H187V183H188ZM219 182L222 183V182L219 180V181H218V184H219ZM240 182H241V181H240ZM256 182L258 183V180H257ZM5 183H7V182H5ZM32 183H33V181H32ZM65 183L67 184V182H65ZM92 183H91V184H92ZM97 183H99V181H98ZM116 183H115V185H118V184H116ZM119 183H120V182H119ZM140 183L142 184V182H140ZM143 183H144V182H143ZM187 183H186V185H187ZM204 183H205V182H204ZM208 183H210V182H208ZM212 183H214V180H213ZM223 183H225V181H224ZM226 183H227V182H226ZM19 184H20V183H19ZM60 184H61V183H60ZM75 184H80V183H75ZM93 184H94V183H93ZM95 184H96V183H95ZM128 184H129V183H128ZM149 184H150V183H149ZM153 184H154V183H153ZM180 184H178V186H179ZM192 184L194 185V182H193ZM200 184H201V183H200ZM216 184H217V182H216ZM216 184H215V185H216ZM234 184H237V183L234 182ZM243 184H244V183L241 184V187H240V185L237 186V187H239V188L241 189ZM249 184H250V182H249L248 184H245V185H249ZM255 184H256V183H255ZM7 185H8V184H7ZM25 185H26V184H25ZM27 185H28V184H27ZM67 185H68V184H67ZM67 185H66V186H67ZM89 185H90V184H89ZM106 185H108V184H106ZM163 185H164V183H163ZM169 185H170V184H169ZM171 185H173V184H171ZM171 185H170V186H171ZM189 185H190V184H189ZM206 185H207V184H206ZM215 185H212L211 187H213V186H215ZM223 185H224V184H223ZM225 185H226V184H225ZM228 185H229V183H228ZM250 185L252 186L253 184H250ZM256 185H257V184H256ZM8 186H9V185H8ZM36 186H38V184H36ZM40 186H41V184H40L38 187H40ZM46 186H47V184H46ZM76 186H79V185H76ZM81 186H82V185H81ZM101 186H102V185H101ZM101 186H100V187H101ZM123 186H124V185H123ZM153 186H154V185H153ZM166 186H167V185H166ZM209 186H210V185H209ZM209 186H208L207 188H209ZM221 186H222V185H221ZM221 186H220V187H221ZM229 186H230V185H229ZM257 186H258V185H257ZM1 187H2V186H1ZM1 187H0V188H1ZM24 187H25V186H24ZM54 187H55V186H54ZM67 187H68V186H67ZM67 187H66V188H67ZM88 187H90V186H87L86 188L88 189ZM104 187H105V186H104ZM113 187H114V186H113ZM115 187H116V186H115ZM117 187H118V186H117ZM117 187H116V188H117ZM124 187H125V186H124ZM151 187H152V185H151ZM151 187H150V188H151ZM158 187L161 188V185L159 184ZM163 187L165 188V185H164ZM171 187H172V186H171ZM173 187H174V186H173ZM220 187H219V188H220ZM247 187H248V186H247ZM8 188H10V187H8ZM43 188H45V187L42 186V189H43ZM48 188H49V187H48ZM50 188H51V187H50ZM64 188H65V187H63L62 190H65ZM76 188H80V186H79V187H76ZM81 188H82V187H81ZM110 188H111V186H110ZM160 188H158V189H160ZM178 188H179V187H178ZM178 188H177V189H178ZM192 188H193V189L195 188L194 190H196V187H192ZM200 188H201V186H200L199 188H197V189H200ZM221 188H223V186H222ZM239 188H238V189H239ZM259 188H260V187H259ZM4 189L7 190V186L5 187V185H4ZM28 189H29V188H28ZM45 189H46V188H45ZM52 189H53V187H52ZM100 189H101V188H100ZM158 189H157V190H158ZM173 189H174V188H173ZM202 189H205V188H202ZM202 189H201V190H202ZM224 189H225V188H224ZM229 189H230V188H229ZM249 189L252 190V187L249 188ZM249 189H248V190H249ZM254 189L256 190V187H255ZM6 190H5V191H6ZM10 190H12V189H10ZM10 190H9V191H10ZM74 190H75V189H74ZM82 190H86V189L83 187ZM89 190H90V189H89ZM150 190H151V189H150ZM153 190H154V189H153ZM171 190H172V188H171ZM191 190H192V189H191ZM191 190H190V191H191ZM230 190H231V189H230ZM233 190H234V189H233ZM233 190H232V191H233ZM242 190H243V189H242ZM242 190H239V193H241ZM250 190H249V191H250ZM3 191H4V190H3ZM12 191H13V190H12ZM16 191H17V190H16ZM20 191H21V189H20ZM24 191H25V190H24ZM28 191H29V190H28ZM28 191L25 192L26 195H27L28 193H30L31 190H30L29 192H28ZM104 191H105V190H104ZM106 191H108V189H107ZM131 191H132V190H131ZM162 191H164V189H163ZM196 191H199V192H200V190H196ZM205 191H206V189H205ZM220 191H221V190H220ZM232 191H231V192H232ZM234 191H235V190H234ZM237 191H238V190H237ZM243 191H245V190H243ZM253 191H254V190H253ZM256 191H258V190H256ZM13 192H15V191H13ZM78 192H82V191H79V190H78ZM109 192H110V191H109ZM152 192H153V191H152ZM159 192H161V190H160ZM176 192H178V191H176ZM194 192H195V191H194ZM199 192H198V193H199ZM201 192H202V191H201ZM263 192H264V191H263ZM263 192H261V193L263 194ZM5 193H9V192H5ZM87 193H88V191H87ZM97 193H99V191H98ZM117 193H118V192H116V194H117ZM144 193H145V192H144ZM150 193H151V192H150ZM150 193H149V194H150ZM189 193H190V192H189ZM232 193H233V192H232ZM250 193H252V192H249V193H248L247 195H245V196H244V193H242V196H244V198L246 199L245 201H247V202H249V201H248V200L250 199L249 197L252 196ZM3 194H4V193H3ZM14 194H15V193H14ZM14 194H13V196H14ZM17 194H18V193H17ZM57 194H58V193H57ZM63 194H64V193H63ZM72 194H74V192H72ZM100 194H101V192H100ZM108 194H109V193H108ZM108 194H107V195H108ZM122 194H123V192H122ZM131 194H132V193H131ZM146 194H147V193H145V195H146ZM151 194H152V193H151ZM157 194H158V193H157ZM159 194H160V193H159ZM163 194H164V193H163ZM175 194L179 195L178 193H174V196H173V197H175ZM191 194H192V193H191ZM194 194H196V193H194ZM199 194H202V193H199ZM199 194H198V196H196V195H195V196H196V197H199ZM224 194H226V193H224ZM4 195H5V194H4ZM23 195H24V193H23ZM55 195H56V194H55ZM69 195H70V194H69ZM109 195H110V194H109ZM119 195H120V193L118 194V196H119ZM133 195H134V194H133ZM152 195H153V194H152ZM188 195H189V194H188ZM192 195H193V194H192ZM192 195H190V196L192 197ZM232 195H234V194H232ZM237 195H239V194H237ZM237 195H236V196H237ZM19 196H20V194H19ZM19 196L17 195V197H19ZM33 196H34V195H33ZM52 196H53V195H52ZM139 196H140V195H138V197H139ZM157 196H158V195H157ZM159 196H160V195H159ZM195 196H193V197H195ZM229 196H230V195H229ZM262 196H263V195H262ZM14 197H15V196H14ZM58 197H59V196H58ZM66 197H67V196H66ZM90 197H91V196H90ZM90 197H89V198H90ZM122 197H124V196H122ZM142 197H145L144 194H143V196H142V194H141V198H140V199H142ZM160 197H162V199H165V198H163V196H160ZM216 197H218V196L216 195ZM224 197H226V195H225ZM227 197H228V195H227ZM237 197H238V196H237ZM260 197H261V196H260ZM260 197H259V198H260ZM0 198H1V196H0ZM2 198H3V196H2ZM15 198H16V197H15ZM15 198H14V202H12V203H14V204L16 203L15 200L18 201V200L21 199V198H20V199L17 198V199H18V200H17V199H15ZM43 198H45V197H43ZM106 198L109 199V198H111V196H110L109 198H108V197H105V199H106ZM136 198H137V196H136ZM151 198H152V197H151ZM200 198H202V195H201ZM218 198L221 199V197H218ZM232 198H233V197H232ZM252 198H253V197H252ZM259 198H258V200H259ZM10 199L12 200V198H10ZM57 199H59V198H57ZM68 199H69V197H68ZM140 199H139V200H140ZM145 199H147V198H145ZM219 199H217V200H219ZM225 199H226V198H225ZM228 199H229V197H228ZM237 199H238V201H239V198H237ZM50 200H51V199H50ZM69 200H70V199H69ZM89 200H90V199H89ZM109 200H110V199H109ZM109 200H107V201H109ZM139 200H138V201H139ZM143 200H144V198H143ZM147 200H148V199H147ZM147 200H146V201H147ZM172 200H173V199H172ZM195 200L198 201V199H195ZM201 200H202V199H201ZM250 200H251V199H250ZM252 200H253V203H254V204L257 203V202H254V198H253ZM261 200H262V199H261ZM20 201H21V207H22V204H24L25 201H24L23 199L20 200ZM51 201H52V200H51ZM53 201H54V200H53ZM134 201H135V200H134ZM140 201H141V200H140ZM166 201H167V200H166ZM166 201H165V202H166ZM197 201H196V202H197ZM214 201H216V200H214ZM214 201H213V202H214ZM221 201H222V200H221ZM234 201H235V200H234ZM238 201H237V202H238ZM262 201H264V198H263ZM18 202H19V201H18ZM55 202H56V201H55ZM64 202H65V200H64ZM66 202H67V200H66ZM66 202H65V204H66ZM76 202H77V201H76ZM135 202H137V201H135ZM196 202H195V203H196ZM199 202H200V199H199ZM199 202H197V203L200 204L202 201H201L200 203H199ZM213 202H212V203H213ZM243 202H244V201H243ZM26 203H27V202H26ZM67 203H68V202H67ZM107 203H108V202H107ZM109 203H110V201H109ZM169 203H170V201H169ZM210 203H211V202H210ZM210 203H209V204H210ZM220 203H221V202H220ZM233 203H234V202H233ZM258 203L260 204L259 201H258ZM263 203H264V202H263ZM263 203H262V204H263ZM1 204H2V202H1ZM14 204H12V205H14ZM43 204H44V203H43ZM68 204H69V203H68ZM68 204H66V207H68ZM110 204H111V203H110ZM128 204H130V203H128ZM128 204H127V205H128ZM132 204H133V203H132ZM141 204H143V202H142ZM167 204H168V203H167ZM181 204H182V203H181ZM188 204H190V202H188ZM188 204L185 205V206H188V207H189ZM198 204H197V205H198ZM209 204H208V205H209ZM239 204H240V203H239ZM262 204H261V206H262ZM19 205H20V202H19ZM28 205H29V204H28ZM62 205H64V204H62ZM62 205H61V206H62ZM83 205H84V206H83V208H84L86 205H85V204H83ZM193 205H194V204H193ZM193 205H192V206H193ZM197 205H195V206H197ZM241 205H242V203H241ZM243 205H244V203H243ZM15 206H16V205H15ZM15 206H14V207H11V206H10V207H11L10 209H12V208L15 209V208L18 206V203H17V206H16V207H15ZM34 206H35V205H34ZM34 206L32 205V207H34ZM39 206H40V204H39ZM48 206H49V205H48ZM48 206H47V207H48ZM64 206H65V205H64ZM91 206H92V205H91ZM95 206H96V205H95ZM172 206H174V205H172ZM182 206H184V204H183ZM192 206H191V204H190V207H191V208H190V207H189V208L187 207L188 210L190 209L189 212H191V213H192V211L194 212V211L197 210L195 207H194L195 210H191V209H193ZM200 206H201V205H200ZM230 206H231V205H230ZM247 206H248V205H247ZM251 206H252V205H251ZM19 207H20V206H19ZM21 207H20V208H21ZM28 207H31V205L28 206ZM49 207H50V206H49ZM71 207H72V206H71ZM108 207H109V205H108ZM122 207H123V208H122ZM122 207H121V208L124 210V206H122ZM130 207H132V206H130ZM209 207H211V206L209 205ZM222 207H223V206H222ZM226 207H227V205H226ZM231 207H233V206H231ZM237 207H238V205H237ZM237 207H236V208H237ZM240 207H241V206H240ZM255 207H256V206H255ZM34 208H36V207H34ZM38 208H41V207H38ZM56 208H57V207H56ZM56 208H55V209H56ZM59 208H60V206H59ZM68 208H69V207H68ZM83 208H82L81 210H83ZM96 208H97V207H96ZM125 208H128V207H125ZM138 208H140V207L138 206ZM182 208H183V207H182ZM184 208H186V207H184ZM204 208H205V207H204ZM223 208H224V207H223ZM238 208H239V207H238ZM258 208H260V212H261V207H258ZM262 208H264V207H262ZM4 209H5V208H4ZM18 209H19V208H18ZM22 209H23V208H22ZM24 209H25V208H24ZM32 209H33V208H31V210L29 209L28 211H32ZM44 209L46 210V208L43 207L42 210H44ZM47 209H48V208H47ZM71 209H72V208H70V210H71ZM116 209L118 210V208H116ZM133 209H136V208H133ZM145 209H146V208H145ZM177 209H178V206H177ZM201 209H202V208H200V210H201ZM205 209L207 210V207H206ZM224 209H225V208H224ZM228 209H229V208H228ZM253 209H254V207H253ZM253 209H252V210H253ZM16 210H17V209H16ZM26 210H27V209H26ZM26 210H25V211H26ZM34 210H35V209H34ZM36 210H40V209H36ZM42 210H40V211H42ZM56 210H58V208H57ZM63 210H64V209H63ZM68 210H69V209H68ZM68 210H67V211H68ZM101 210H102V209H101ZM123 210H122V211H123ZM139 210H141V209H139ZM149 210H150V209H149ZM188 210H187V212H188ZM202 210H203V209H202ZM208 210H209V209H208ZM211 210H212V209H210V211H211ZM229 210H230V209H229ZM248 210H249V209H248ZM9 211H10V210H9ZM22 211H24V210H22ZM40 211H38V212H40ZM84 211H85V209H84ZM137 211H138V209H137ZM144 211H145V210H144ZM175 211H177V210H175ZM227 211H228V210H227ZM236 211H237V210H236ZM249 211H250V210H249ZM249 211H247V214H248ZM0 212H1V211H0ZM18 212H19V211H18ZM123 212L125 213V211H123ZM139 212H141V211H139ZM148 212H150V211H148ZM179 212H180V210H179ZM183 212H184V211H183ZM183 212H182V214H183ZM198 212H199V211H198ZM198 212L196 211V213H198ZM208 212H209V211H208ZM2 213H3V212H2ZM19 213H21V210H20ZM31 213H32V212H29V214H31ZM36 213H37V212H36ZM52 213H53V212H52ZM126 213H127V212H126ZM194 213H195V212H194ZM261 213H262V212H261ZM263 213H264V209H263ZM3 214H4V213H3ZM23 214H24V213H23ZM27 214H28V213H27ZM32 214H35V211H34V213H32ZM37 214H40V213H37ZM128 214H130V213H128ZM161 214H162V212H161ZM177 214H178V213H177ZM231 214L234 215V213H231ZM249 214H250V213H249ZM258 214H259V211H258ZM51 215L54 216L55 214H51ZM126 215H127V214H126ZM171 215H172V213H171ZM180 215H181V213H180ZM180 215H178V216H180ZM183 215H184V214H183ZM183 215H182V216H183ZM216 215H217V214H216ZM233 215H231V217H232ZM242 215H243V213H242ZM124 216H125V215H124ZM146 216H147V215H146ZM214 216H215V215H214ZM219 216H220V215H219ZM223 216H224V215H223ZM229 216H230V215H229ZM11 217H13V216H11ZM21 217L23 218V216H21ZM51 217H52V216H51ZM90 217H91V216H90ZM125 217H129V215H127V216H125ZM125 217H124V218H125ZM183 217H184V216H183ZM216 217H217V216H216ZM224 217H225V216H224ZM224 217H223V218H224ZM241 217H243V216H241ZM257 217H258V216H257ZM4 218H5V217H4ZM19 218H20V217H19ZM53 218H55V217H53ZM68 218H69V217H68ZM124 218H123V219H124ZM149 218H150V217H149ZM199 218H200V217H199ZM217 218H219V217H217ZM227 218L229 219V217H227ZM237 218H238V216H237ZM243 218H245V217H243ZM6 219H7V218H6ZM23 219H24V218H23ZM27 219H28V218H27ZM34 219L37 221V219H36L35 217H34ZM34 219H33V220H34ZM50 219H51V218H50ZM56 219H57V218H56ZM56 219H55V221L57 222ZM81 219H82V218H81ZM139 219H140V218H139ZM211 219H212V218H211ZM214 219H215V218H214ZM261 219H263V218H261ZM33 220H32V221H33ZM115 220H116V219H115ZM199 220H200V219H199ZM201 220H202V218H201ZM219 220H220V219H219ZM222 220H223V219H222ZM242 220H244V219H242ZM18 221H19V220H17V222H18ZM78 221H79V220H78ZM98 221H99V220H98ZM136 221H137V220H136ZM140 221H143V220H140ZM167 221H169V220H167ZM184 221L186 222V219H185ZM225 221H226V220H225ZM237 221H238V220H237ZM8 222H9V221H8ZM20 222H21V220H20ZM20 222H19V223H20ZM27 222H28V220H27ZM56 222H55V224L52 223V224L55 226L54 228H55L56 230H57V229H61V227L58 228V224H57ZM81 222H82V221H81ZM126 222H128V221H126ZM206 222H207V221H206ZM209 222H212V220L209 221ZM240 222H241V221H240ZM240 222H239V223H240ZM242 222H243V221H242ZM9 223H10V222H9ZM11 223H13V221H11ZM19 223H18V224H19ZM40 223H41V221H40ZM40 223H39V224H40ZM43 223H44V222H43ZM82 223H83V222H82ZM82 223H81V224H82ZM86 223H87V222H86ZM100 223H102V222H100ZM104 223H105V222H104ZM104 223H103V224H104ZM109 223H110V222H109ZM115 223H116V222H115ZM139 223H140V222H139ZM141 223H142V222H141ZM182 223H184V222H182ZM219 223H220V222H218V224H217V223H216V224L219 225ZM221 223H222V222H221ZM223 223H224V222H223ZM223 223H222V224H223ZM262 223H263V222H262ZM5 224H7V223H5ZM23 224H24V223H23ZM52 224H51V225H52ZM119 224H122V223H119ZM155 224H156V223H155ZM209 224H210V223H208V225H209ZM216 224H215V225H216ZM248 224H249V223H248ZM7 225H8V224H7ZM15 225H16V224H15ZM105 225H106V224H105ZM109 225H111V224H109ZM127 225H128V224H127ZM127 225H126V226H127ZM184 225L186 226V224H184ZM208 225H207V226H208ZM210 225L213 226L214 224H210ZM215 225H214V226H215ZM223 225H224V224H223ZM223 225H222V226H223ZM237 225H238V224H237ZM237 225H236V227H238ZM10 226H11V224H10ZM36 226H37V225H36ZM62 226H63V225H62ZM74 226H75V225H74ZM138 226H140V225H138ZM214 226H213V227H214ZM8 227H9V226H8ZM8 227H7V228H8ZM11 227H12V226H11ZM14 227H15V226H14ZM20 227H21V226H20ZM20 227H19V228H20ZM37 227H39V226H37ZM50 227H51V226H49V228H50ZM85 227L88 229V226H85ZM120 227H121V226H120ZM127 227H128V226H127ZM140 227H141V226H140ZM148 227H149V226H148ZM155 227H156V226H155ZM174 227H177V226H174ZM215 227H216V226H215ZM12 228H13V227H12ZM95 228H96V227H95ZM112 228H113V227H112ZM185 228H187V226H186ZM217 228H224V227H217ZM225 228H226V227H225ZM227 228H228V227H227ZM227 228H226V229H227ZM232 228H233V227H232ZM87 229H86V230H87ZM136 229H137V228H136ZM165 229H166V228H165ZM187 229H188V228H187ZM233 229H236V228H233ZM237 229H238V228H237ZM237 229H236V230H237ZM257 229H258V228H257ZM257 229H255V230H257ZM1 230H2V229H1ZM1 230H0V231H1ZM11 230H13V229H11ZM47 230H48V229H47ZM47 230H46V231H47ZM56 230H55V231H56ZM131 230H132V228H131ZM161 230H162V229H161ZM214 230H215V229H214ZM220 230H221V229H220ZM223 230H224V229H223ZM4 231H6V230H4ZM18 231H19V230H18ZM21 231H22V230H20L19 232H21ZM59 231H60V230H59ZM88 231H89V230H88ZM99 231H100V230H99ZM99 231H97V232H99ZM114 231H115V230H114ZM143 231H144V230H142V232H143ZM168 231H169V230H168ZM173 231H174V230H172V232H173ZM203 231H204V230H203ZM206 231H207V230H206ZM208 231H209V230H208ZM210 231H211V230H210ZM230 231H233V230H230ZM257 231H258V230H257ZM7 232H10V229H7L6 233H7ZM22 232H23V231H22ZM52 232H53V231H52ZM137 232L142 233L141 231H137ZM145 232H146V231H144L143 233H145ZM169 232H170V231H169ZM29 233H30V231H29ZM56 233H58V231H56L55 234H56ZM91 233H92V232H91ZM175 233H176V232H175ZM212 233H214V231H213ZM224 233H225V232H224ZM226 233H227V231H226ZM249 233H250V231H249ZM55 234H53V235L55 236ZM58 234H59V233H58ZM58 234H57V235H58ZM147 234H149L148 231H147ZM247 234H248V233H247ZM251 234H252V232H251ZM251 234H250V235H251ZM6 235H7V234H6ZM14 235H15V234H14ZM27 235H28V234H27ZM44 235H45V234H43V236H44ZM46 235H47V233H46ZM59 235H60V234H59ZM76 235H77V234H76ZM76 235H75V236H76ZM79 235H80V234H79ZM79 235H78V237H79L78 239H81ZM81 235H82V234H81ZM173 235H174V234H173ZM191 235H192V234H191ZM227 235H228V234H227ZM236 235H237V234H236ZM28 236H29V235H28ZM32 236H33V235H32ZM65 236H66V235H65ZM86 236L89 237V235H86ZM94 236L96 237L95 234H94ZM116 236H117V235H116ZM176 236L178 237L179 235L176 234ZM180 236H181V235H180ZM180 236H179V238H180ZM199 236H200V235H199ZM237 236H238V235H237ZM245 236H246V234H245ZM61 237H64V236L61 235ZM61 237H60V238H61ZM70 237H71V236H70ZM129 237H130V236H129ZM148 237H149V236H148ZM158 237H159V236H158ZM185 237H186V236H185ZM232 237H233V236H232ZM247 237H248V236H247ZM44 238H45V237H44ZM44 238H43V240H46V239H44ZM75 238H76V237H75ZM96 238H97V237H96ZM96 238H94V239H96ZM229 238H231V237H229ZM229 238H228V239H229ZM85 239H86V238H85ZM88 239L90 240V237H89ZM244 239H245V238H244ZM58 240H59V239H58ZM74 240H75V239H74ZM89 240H88V241H89ZM148 240H149V239H148ZM5 241H8V240H5ZM40 241H41V240H40ZM81 241H82V240H81ZM90 241H92V239H91ZM146 241H147V240H146ZM149 241H150V240H149ZM152 241H155V240H152ZM157 241H158V240H157ZM215 241H216V239H215ZM215 241H214V242H215ZM234 241H235V240H234ZM244 241H245V240H244ZM2 242H3V240H2ZM2 242H1L0 246H2ZM36 242H37V241H36ZM43 242H44V241H43ZM43 242H42V243H43ZM46 242H47V241H46ZM49 242H50V241H49ZM49 242H47V243H45V244H43V245L49 244ZM75 242H76V241H75ZM78 242H80V241L78 240ZM83 242H84V241H83ZM103 242H104V241H103ZM103 242L100 241L99 243H101V245H102ZM147 242H148V241H147ZM190 242H191V241H190ZM209 242H210V241H209ZM219 242H220V241H219ZM249 242H251V241L249 240ZM14 243H15V242H13V244H14ZM25 243H26V241H25ZM39 243H40V242H39ZM58 243H59V241H58ZM90 243L92 244V242H90ZM96 243H97V242H96ZM145 243H146V242H145ZM245 243H248L247 240H246ZM6 244H7V242H6ZM40 244H41V243H40ZM59 244H60V243H59ZM77 244H78V243H77ZM80 244H81V243H80ZM88 244H89V243H88ZM93 244H94V243H93ZM135 244H136V243H135ZM158 244H159V243H158ZM158 244H157V245H158ZM163 244H164V243H163ZM218 244H220V243H218ZM248 244H249V243H248ZM253 244H254V243H253ZM4 245H5V244H4ZM26 245H27V244H26ZM43 245H41V247L38 248V249H40L39 251H38V249H37L38 252H40V253L43 252V256H38L36 259H34V262L31 263V264H45V263L48 264V263H47V258H46V255H47V254L45 253L46 251H45ZM61 245H62V243H61ZM81 245H83V244H81ZM86 245H87V244H86ZM89 245H90V244H89ZM96 245H100V244H96ZM101 245H100V246H101ZM112 245H113V244H112ZM211 245H212V243H211ZM216 245H217V244H216ZM263 245H264V244H263ZM37 246H38V245H37ZM51 246H52V244H51V242H50L49 247H48V246H46V247H47V248H51ZM62 246H63V247H67V246H64V245H62ZM62 246H61V248H62ZM83 246H84V245H83ZM83 246H80V247H83ZM93 246H94V245H93ZM163 246H164V245H163ZM219 246H220V245H219ZM7 247H8V244H7ZM7 247H6V248H7ZM13 247H14V246H13ZM13 247H12V249L15 248V247H14V248H13ZM84 247H85V246H84ZM89 247H92V246H88V248H89ZM94 247H95V246H94ZM94 247H93V248H94ZM98 247H99V246H98ZM182 247H183V246H182ZM208 247H209V246H208ZM217 247H218V246H217ZM6 248H5V249H6ZM27 248H29V247H27ZM36 248H37V247H36ZM101 248H102V247H101ZM132 248H133V247H132ZM185 248H186V246H185ZM218 248H219V247H218ZM257 248H258V247H257ZM29 249H30V248H29ZM29 249H28V250H29ZM70 249H71V247H70ZM107 249H108V248H107ZM152 249H153V248H152ZM6 250H7V249H6ZM6 250H5V252H6ZM34 250H36V249H34ZM48 250H49V249H48ZM50 250H51V249H50ZM55 250H56V249H55ZM91 250H92V249H91ZM98 250H99V249H98ZM169 250H170V249H169ZM56 251H58V250H56ZM73 251H74V250H73ZM77 251L79 252V253H78V252H77V253L80 254V250L77 249ZM81 251L84 252V250H82V249H81ZM162 251H163V250H162ZM183 251H184V249H183ZM30 252H31V251H30ZM51 252L55 253V252L52 251V250H51ZM51 252H49V253H51ZM69 252H70V250H69ZM86 252H87V251H86ZM137 252H138V251H137ZM153 252H154V250H153ZM156 252L158 253L159 250H156ZM0 253H3V252L0 250ZM70 253H71V252H70ZM121 253H122V252H121ZM135 253H136V252H135ZM169 253H170V252H169ZM55 254H57V253H55ZM73 254H74V252H73ZM73 254H72V255H73ZM78 254H76V251H75V255H78ZM81 254H82V253H81ZM81 254H80V255H81ZM149 254H150V253H149ZM149 254L147 253V255H149ZM184 254H185V253H184ZM192 254H193V253H192ZM1 255H2V254H1ZM9 255H11V253H9ZM29 255H30V254H29ZM29 255H28V256H29ZM35 255H38V254L35 253ZM80 255H78V258L75 257V258H76L75 260L79 259ZM82 255H83V254H82ZM88 255H89V254H88ZM111 255H112V254H111ZM111 255L108 254L109 258L111 257ZM117 255H118V254H117ZM122 255H123V254H122ZM122 255H121V256H122ZM189 255H190V254H189ZM14 256H15V255H12V257H9V258H13ZM32 256H34V254H33ZM32 256H31V257H32ZM52 256H53V255H52ZM52 256H51V257H48V259L53 258ZM61 256H62V255H61ZM162 256H163V254H162ZM1 257H2V256H1ZM1 257H0V258H1ZM15 257H16V256H15ZM15 257L13 258L14 260H12V259H9V260H8V262L10 261L9 264L11 263V261H14V263H12V264H17V263L19 264V262L15 259ZM57 257L59 258V256H57ZM62 257H63V256H62ZM105 257H106V256H105ZM16 258H17V257H16ZM28 258H30V257H27V259H28ZM96 258H97V257H96ZM119 258H120V257H119ZM162 258H163V257H162ZM176 258H177V257H176ZM197 258H198V257H197ZM2 259H4V258L2 257ZM5 259H7V257H6ZM17 259H20V258H17ZM23 259H25V258H23ZM156 259H158V258H156ZM166 259H167V258H166ZM195 259H196V258H195ZM239 259H240V258H239ZM260 259H261V257H260ZM28 260H31V259H28ZM41 260H43V261H41ZM60 260H61V259H60ZM75 260H73V262H74ZM89 260H90V259H89ZM104 260H105V259H104ZM168 260H170V259H168ZM192 260H194V258H193ZM196 260H197V259H196ZM196 260H195V261H196ZM15 261H16V262H15ZM23 261H24V260H23ZM31 261H32V260H31ZM78 261H80V259H79ZM159 261H160V260H159ZM5 262H6V261L3 260V262H0V264H5ZM20 262L22 263V261H20ZM24 262H25V261H24ZM24 262H23V263H24ZM73 262H70V263L73 264ZM80 262H81V261H80ZM80 262H79V263H80ZM115 262H116V261H114V263H115ZM160 262H162V260H161ZM163 262H164V261H163ZM215 262H216V261H215ZM23 263H22V264H23ZM25 263H28V262H25ZM117 263H118V262H117ZM121 263H123V262H121ZM164 263H165V262H164ZM180 263H181V261H180ZM182 263H185V262L183 261ZM189 263H190V262H189ZM221 263H222V262H221ZM157 264H158V263H157ZM216 264H219V262L216 263ZM244 264H245V263H244ZM250 264H251V263H250Z\"/></svg>",
    "mask_w": 264,
    "mask_h": 264
}]
</instances>
